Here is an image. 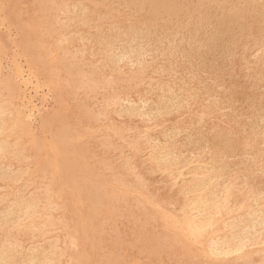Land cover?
<instances>
[{"label":"rangeland","instance_id":"1","mask_svg":"<svg viewBox=\"0 0 264 264\" xmlns=\"http://www.w3.org/2000/svg\"><path fill=\"white\" fill-rule=\"evenodd\" d=\"M78 1L80 3V6H79ZM85 1L84 0H66V1H64V0H58V1H56V0H37V1L32 0V2H31V0H6V1L0 0V64H1L0 65V72L3 75V78H5V79L7 78V80L9 79L8 81L13 80L16 83V91H17L16 98H17V101L20 103V106H22V107L24 106L22 108V111L27 117L25 120L28 123L32 124L33 126L35 125L34 127H37V123L40 120L39 118L46 115V113H48L49 110L51 111L52 107H54L57 104V102L60 103V108L58 109V112L61 113V116H62V121H61L60 126H58V128L53 127L51 132L40 133L39 131H36L35 134L37 136L35 134L33 136L32 135L31 136L30 135H24L23 136V139L21 141L23 143V146H22L21 142H20L21 144L18 143V145H19V148L21 150L23 149L24 156H26V158L28 157L27 158V159H29L28 163L26 162L27 159L26 160L23 159V160H20L21 161L20 162L21 165H20V163H18L19 162L18 160H14V158L10 152L5 153L3 155V157L0 158V166H1L0 172L6 173L8 177H9V175L11 177V178H7V179L1 178V180H0V202H1L0 203V212H3L6 208H9V206L13 202L19 200V198H20V200H24L26 198L29 199L31 197H36V199H37L36 207H37V211L39 212L36 216L40 215L39 218H32L30 220L23 221L20 219L18 221L17 226H15L14 223H12V224H7L8 226L6 225L5 227H2L0 229V237H1L0 242H2L4 246L6 245L7 250H10L11 247L15 248V252H17L18 255L17 254L15 255V252H14L13 256L15 255V263H19V264L23 261L22 258L24 256H26L29 252L33 251L34 249L37 252H45L48 255L50 253L53 254V262L51 264H68V263L69 264H97V262H98V264H162V263H164V264H186L188 262H189L188 264H195V263H197V264H206L207 263L208 264V262L211 264H223V263H225V264H233V263L236 264L235 262H237L238 264H257L256 262H258V264H263L264 260L263 261H260V260H262V258L264 259V256H262V255H264V243L261 245H260V243H258L257 245H252V246L248 247L240 255L234 254V255L225 256V257L224 256H217V257L215 256L214 257L213 255H210V252H208L209 251L208 245H209V242L211 239V235L206 234V235H202V236H199L196 238H192L190 236L183 237L182 234L179 232L180 227H172L171 221L174 219L175 221L178 222V224L181 221V219L179 217V213H180V209L182 207V204L185 202L184 195H183V189H185L189 185V179H190L189 170L192 169L193 167H196L197 163H201V162L209 163L212 161H215L216 163L219 162L221 164V167L224 170H226V172H225V175L227 176L226 179H231L236 185H239V186L244 184V182L246 180L248 185L252 189L256 190L258 194H264V133H262V132H264V90H262V89H264V88H262V87H264V82H263L264 81V51H263L264 50V46H263L264 45L263 44L264 43L263 42L264 41V33H263L264 32V26H263L264 25V16H263L264 15V11H263L264 0L263 1L262 0H249V1L248 0H242L243 2L241 0H223L227 4V6H226V4H224V2L222 0H214V1L213 0L212 1L211 0H200V1L199 0H197V1H195V0H189V1L183 0V2H182V0H176V2H175V0H173V1L163 0L164 2L162 0H160V1L159 0H140V1L139 0H131V1L130 0H116V1L115 0H105V1H103V0H97V1L96 0H92V1L91 0H85ZM98 1H101V2L98 4ZM102 1H103V3H102ZM108 1H109V3H108ZM184 1H186V4L188 6L184 4L185 3ZM206 1L207 2L210 1V2L207 4ZM250 1H252V2H250ZM66 2H67V4H66ZM111 2H114V3L116 2L115 3L116 5L112 4ZM153 2H155V3H153ZM213 2H216V3L213 4ZM227 2H229V5ZM255 2H258V3L256 4ZM261 2H262V5L260 4ZM89 3H91L92 6ZM198 3L200 4V6ZM39 4L42 6H40ZM64 4H65V6H64ZM164 4H165V6H164ZM221 4H222V6H221ZM10 5H11V7H10ZM31 5H33V6H31ZM37 5L39 7H37ZM112 5H114V6H112ZM153 5H154V7H153ZM176 5H177V7H176ZM208 5H210L211 7L210 6L207 7ZM230 5L231 6L233 5L232 6L233 9L231 8ZM238 5L239 6L243 5V7H239ZM246 5L247 6L250 5V6L246 7ZM259 5H260V7L263 6V8L262 7L260 8ZM49 6H51V7H49ZM85 6H87V9H85L86 8ZM93 6L95 9L93 8ZM117 6L119 8H117ZM203 6H205L206 8H204ZM216 6H218V7H216ZM31 7H33V8H31ZM52 7H54L55 9ZM60 7H62V9H60ZM67 7H68V9H67ZM238 7H239V9H238ZM35 8H37V9H35ZM47 8L49 10H47ZM135 8H136V10H135ZM177 8L179 11L177 10ZM191 8L192 9L196 8V9L195 10L193 9V11H191L192 10ZM209 8H210V10H208ZM242 8H243V10H241ZM31 9H35V13L33 10L34 14L30 13ZM126 9H128V10H126ZM130 9H131V11H130ZM138 9H139V11H138ZM185 9H186V11H185ZM212 9H214V10L217 9V10L214 11ZM257 9L262 13H259V11ZM61 10H63V12ZM68 10H69V13H67ZM70 10H71V13H70ZM174 10H176V11H174ZM180 10L185 14H183ZM250 10H252V11H250ZM9 11L11 13H9ZM22 11H23V13H22ZM65 11H67V12H65ZM84 11H86V12H84ZM108 11H110V12H108ZM137 11H138V13H137ZM167 11H169V13ZM198 11L199 12L205 11V12L199 13ZM226 11L228 14L226 13ZM230 11H232V12H230ZM233 11L235 13H233ZM121 12H122V14H121ZM189 12H193L196 15L195 14L190 15ZM217 12H220V13H217ZM229 12L231 14L233 13L235 15L232 14V16H231V14ZM246 12H250V13H246ZM253 12H255L257 15ZM108 13H110V15H112V16H110ZM163 13H165V14H163ZM46 14L48 15V19H47ZM80 14H82V15H80ZM100 14H101V16L102 15L103 16L101 17ZM104 14H105V16H104ZM173 14H174V16H173ZM218 14L219 15L221 14L220 16H222V14L223 15L226 14V15L220 17ZM254 14H255V16H253ZM183 15H184V17H183ZM198 15H199V17H198ZM212 15H214V16H212ZM217 15L220 18L219 20H218ZM236 15L238 16L237 18H236ZM241 15H243V16H241ZM12 16H13V18H12ZM54 16H55V18H54ZM180 16L183 18H180ZM228 16L231 18H229ZM262 16H263V18H262ZM39 17H41V18H39ZM122 17H124V18H122ZM177 17H179V18H177ZM224 17H225V20H224ZM50 18H52L54 21L55 20L56 21L53 22V20L51 21ZM102 18H104V19H102ZM190 18H192V19H190ZM204 18H205V20L203 21ZM226 18L228 20L231 19L232 22H230V20L228 21ZM238 18H239V20H238ZM244 18H245V20H244ZM257 18H259V20ZM174 19H175V21H174ZM186 19H189V20L186 21ZM58 21L60 22V26L62 25L61 23H63L61 28L59 27ZM136 21H137V23H136ZM173 21L175 22V24ZM178 21H180V23ZM184 21H186V22H184ZM214 21H216L217 23ZM227 21H228V23H227ZM259 21L261 22V24H259ZM161 22H162V24H161ZM187 22H188V24H187ZM221 22H222V24H221ZM37 23H38V25H37ZM120 23L123 25H121ZM212 23L215 25V27ZM226 23L230 24L229 25L230 27ZM46 24L50 27H48ZM186 24H187V26H183ZM204 24L206 27L205 26L203 27ZM207 24L209 25V27ZM241 24H243V26H241ZM219 25H220V27H218ZM239 25H240L241 29H240ZM227 26L229 27V30H228ZM62 27L63 28L67 27V28L64 30V29H62ZM105 27H106V29H105ZM124 27H126V28H124ZM193 27H194V29H193ZM223 27L226 28L227 31L224 30ZM32 28L34 29V31H36V30L37 31L34 32ZM42 28H43L44 32H42ZM58 28H59V30H58ZM182 28L185 29V31L182 30ZM218 28H220V29H218ZM54 29H56V30H54ZM171 29H173V30H171ZM211 30H212V32H211ZM232 30H233V32H232ZM38 31H39V33H38ZM64 31H66V32H64ZM220 31H221V33H220ZM223 31L224 32L226 31V33H223ZM237 31H238L239 36L242 35L241 37L238 36ZM240 31L245 32V33H242ZM257 31L258 32L261 31V32H259L261 34L258 33L259 35H257ZM78 32H81V33H78ZM86 32L88 33V35ZM195 32H196V34H194ZM207 32H208V34H207ZM213 32H214V34H213ZM32 33H33V35H32ZM74 33H75V35H74ZM85 33H86V35H85ZM34 34H36V35H34ZM125 34H127V35L125 36ZM222 34H224V36ZM245 34L247 37L245 36ZM37 35L40 37V39L37 37ZM67 35H69V36H67ZM175 35H177V36H175ZM193 35H194V37H193ZM234 35H236L238 37H236ZM45 36L46 37L49 36L50 39L46 38ZM21 37L23 38V40H25V37H27L28 38V39H26L27 42L22 41ZM112 37H113V39H112ZM214 37H215V40H214ZM232 37H233V39H232ZM250 37H252V38H250ZM67 38H69V39H67ZM115 38H117V39H115ZM129 38H130V40L132 39L131 40L132 42L129 40ZM63 39H65V40L63 41ZM209 39L213 40V41L210 42ZM34 40H35V42H34ZM85 40H86V42H85ZM162 40H164V41H162ZM201 40H203V41H201ZM113 41L116 43H114ZM171 41H173L174 43H171ZM206 41H208V43ZM42 42L44 44H42ZM87 42H89V44ZM204 42H206V43H204ZM45 43H46V45H45ZM63 44H65V46ZM111 44H114V46L112 49H109L107 45H111ZM213 44H215V45H213ZM251 44H252L253 48L251 47ZM30 45H32V46H30ZM54 45L55 46L57 45L56 49H55ZM136 45H138V46H136ZM140 45L144 46V51L141 54V56L133 54L132 56H130L129 58L126 59L127 61L123 60L122 62H119V63L116 61H113V63L115 62L114 64L108 63V61H107L108 60V54H110V53L118 54L120 52V50H123L125 48H126L125 51L130 50V49H137ZM167 45H168V47H167ZM198 45L199 46L201 45L203 48L200 47L201 48L200 49ZM254 45H256V46H254ZM26 46H27V48H26ZM39 46L41 49H39ZM50 46L53 48V50ZM36 47H38V48H36ZM123 47H125V48H123ZM196 47H197V49H196ZM249 48H250L251 52L249 51ZM114 49H115V51H114ZM171 49H173V50H171ZM43 50H44V52H41ZM152 50H153V52H152ZM37 51H39V53ZM69 51L73 52V53H70ZM74 51L76 52V55H75ZM196 51L197 52L199 51V52L197 53ZM48 52H49V56L47 55ZM78 52H79V54H78ZM160 52H161V54H160ZM59 53H60V56H59ZM82 53H83V57L81 55ZM153 53H155V54L153 55ZM170 53H171V55H170ZM201 53H203V54H201ZM224 53L227 55H225ZM233 53H234V55H233ZM45 54H46L47 58H46ZM71 54H73V55H71ZM53 55H55V57ZM213 55H214V57H213ZM251 55H252V57H250ZM41 56H42V58L38 59ZM233 56H234V58H233ZM253 56H255V57H253ZM35 57L37 59H35ZM63 57L69 58L70 59L69 62L61 61ZM33 58H34V60H32ZM45 58H46V60H45ZM79 59H81V60H79ZM138 59L140 60V62ZM48 60L52 61L51 64H48V63H50V61H48ZM59 61H60V63H58ZM71 61H72L73 65L71 64ZM61 62L64 64L63 67L60 65ZM123 62H127V63H123ZM208 62H211V63H208ZM81 63H82V65H81ZM121 63H123L125 65H123ZM138 63H140V64H138ZM55 64L57 66H61L60 70H62V69H65V70L64 71H58L57 70L54 72V70H56ZM39 65H40V67H39ZM212 65H214V66H212ZM67 66H69L71 69ZM104 66H106V67H104ZM49 68H50V70H49ZM94 68H95V71H94L95 73L92 72L94 70ZM78 69L80 71H78ZM73 70H75L76 72ZM88 70H89V72H88ZM247 70H248V72H247ZM16 72H17V74H16ZM53 72H54V74H53ZM57 72H58V74H57ZM55 73L57 76L55 75ZM190 73H192V74H190ZM52 75H53V77H52ZM96 75L98 76V79H97ZM15 76H16V78H15ZM58 76H60V77H58ZM108 76L111 78H109ZM245 76H247V77H245ZM18 77H20V78H18ZM49 77L52 79H50ZM90 77H91V79H90ZM181 79H183V80H181ZM75 80H76V82L79 80V82L76 83ZM46 81H47V83H46ZM68 83H71L74 88L69 84L71 86L70 87L68 85ZM107 83H108V85H107ZM155 83H157V84H155ZM212 83H214V84H212ZM91 84H92V86L93 85L94 86L91 87ZM135 84H136L137 88L134 86ZM98 85H100V86H98ZM127 85H129V86H127ZM95 86H97L99 88L97 89V87H95ZM122 86L124 87V89ZM125 86L128 88H125ZM133 86L135 87V89ZM132 87H133V89H132ZM218 87H220V88H218ZM71 88L76 90V91L72 92V90H70ZM102 88H103V90H102ZM214 88H216V89H214ZM223 88H224V90H223ZM225 88H227V89H225ZM83 89H84V91H83ZM92 89H93V91H92ZM159 89H160V91H159ZM172 89L174 91H172ZM79 90H80V92H79ZM86 91L88 93H86ZM75 92H77V93H75ZM96 92H97V96L95 95ZM124 92L126 94H124ZM172 92L175 95H173ZM183 92L184 93L187 92V93L184 94ZM195 92H197V93L195 94ZM127 93H128V95H127ZM91 94H92V96H91ZM161 94H162V96H161ZM112 95L114 98L111 97ZM124 95H126L127 97L126 96L124 97ZM222 95H224V96H222ZM104 96L107 99H105ZM115 96H117L116 98H118V99H116ZM159 96H161L162 98ZM250 96H252V97H250ZM102 98H104V99H102ZM170 98H171V100L174 101V103L168 102L170 100ZM24 99L25 100L27 99L28 101L27 100L25 101ZM123 99L125 102L123 101ZM167 99H168V101H167ZM225 99H227V100H225ZM245 99L246 100L249 99V100L246 101ZM22 100L24 102H26V104ZM84 100H86V101H84ZM96 100H98V101H96ZM104 100H106V101H104ZM162 100H163V103H162ZM81 101L83 102V104ZM88 101H90V102L88 103ZM91 101H93V102H91ZM111 101H113V102H111ZM117 101L119 102V104ZM177 101H178V103H177ZM236 101H238L239 104ZM244 101H245V103H244ZM104 102H106L107 104ZM114 102H115V105L112 104ZM131 102H133V103H131ZM137 102H139L138 103L139 105L137 104ZM156 102H160V103H156ZM180 102H181V104H180ZM27 103L29 106H31V109L28 108L29 106L27 105ZM79 103H81L82 106ZM124 103H125V105H124ZM154 103H156L157 105ZM233 103H235V104H233ZM241 103H243V104H241ZM173 104H175V105H173ZM178 104L180 106V107L178 106L179 109L177 107ZM252 104H254V105L252 106ZM119 105H121L122 107ZM131 105H132V108H131ZM145 105H147V106H145ZM162 105H164L165 108H163ZM79 106H80V108H78ZM102 106H103V108H102L103 111L101 109ZM142 106H144V107H142ZM238 106H241V107H238ZM87 107H89V109L92 107L91 109L93 111L91 109L89 110ZM154 107H155V109H154ZM166 107H167V109H166ZM83 108H84V112L82 113ZM122 108L125 109V112L123 111ZM252 108H254L253 111L251 110ZM79 109H81V110H79ZM98 109H100V110H98ZM136 109H137V111H136ZM138 109H140V110L138 111ZM165 110H167V111H165ZM221 110H223V111H221ZM30 111H32V112H30ZM128 111L129 112L131 111V112L129 113ZM69 112L71 114L72 113L73 114L71 115ZM137 112H140V113L137 114ZM141 112H142V114H141ZM156 112H157V114H156ZM32 113H34V115ZM144 113H145V115H144ZM117 114H118V117H117ZM73 115H76L75 118ZM161 115H163V116H161ZM92 116H93V118H92ZM98 116H100V117H98ZM96 117H97V119H96ZM152 117L155 119H153ZM235 117H237V118H235ZM99 118H101V119H99ZM255 118H257V119L259 118V119L257 120ZM78 120H80L81 122ZM255 120H256L257 124L255 123ZM30 121L33 123H31ZM62 123H63V125H62ZM111 124H112V126H111ZM100 125H101V127H100ZM256 125H257V127H256ZM55 126H57V125H55ZM255 127H256V129H255ZM201 128H202V130H201ZM80 129H81V131H80ZM116 130L119 133L116 132ZM127 130L129 133L127 132ZM183 130H184V132H183ZM56 131H58V132L56 133ZM74 131L76 134L74 133ZM82 131H84V132H82ZM113 131H115V132L113 133ZM257 132H259V133H257ZM77 133L79 136L77 135ZM81 134H83V135L81 136ZM164 134L165 135L170 134V135L166 136L165 138L164 137L162 138V136ZM176 134H178V135H176ZM69 135L71 137H69ZM105 135H106V137H104ZM29 136H30L31 140H29L30 139ZM83 137H85L84 139L86 141L83 139ZM94 137H95V139H94ZM112 137H114V138H112ZM142 137H144V139ZM32 138L34 139V141L32 140ZM47 138H49V139H47ZM66 138H67V140H66ZM87 138H88V140H87ZM133 138L136 140H134ZM68 139H69V142H68ZM90 139L93 141H90ZM101 139H103V140H101ZM121 139H122V141H121ZM154 139H156V140H154ZM188 139H190V140H188ZM231 139H233V140H231ZM12 140H13V138H12ZM59 140L61 142H59ZM70 140H72V141H70ZM74 140L76 142L78 141L77 142L78 145H76V142ZM31 141L33 142V145H32ZM74 142H75V144H74ZM84 142H85V144H84ZM177 142H178V144H177ZM59 143H61V144H59ZM188 143H189V145H188ZM225 143H226V145H225ZM244 143H246V144L249 143V144L246 145ZM241 144H242V146H241ZM92 145H94V146H92ZM98 145L99 146L101 145V147H99ZM126 145H128V146H126ZM145 145H150V146L151 145H161L164 147H168L169 148L168 150H169V152H171L172 157L174 159H176V166H175L176 172L177 173H179V172L183 173V176L178 177L176 179H172L171 177L167 176V173L163 169L158 168L157 166H155V164H153L152 159H151L152 154L149 153L148 149L147 150L145 149ZM223 145H225V146H223ZM227 145H229V146L231 145V146L229 147ZM90 146H91L90 149L93 150L91 152L89 149ZM108 146H110V147H108ZM134 146L139 147L140 149H137ZM233 146L236 148H234ZM246 146H248V147L246 148ZM30 147L32 148V151H29ZM52 147L54 149H52ZM85 147H87V149ZM216 147H217V149H216ZM33 148H35L36 152L34 151ZM241 148H243V149L241 150ZM53 150H55V151L53 152ZM220 150H222V152ZM248 150H249V152H248ZM33 151H34V153H33ZM120 151H122V153ZM239 151L240 152L242 151V152L239 153ZM35 153H37V154H35ZM178 153H180V154H178ZM238 153H239V156H237ZM219 154H221V155L219 156ZM253 154H255V155H253ZM37 155H39V157ZM44 155H46V156H44ZM118 155H120V157ZM247 155H248V157H247ZM99 156H100V158H99ZM66 157H67V160H65ZM104 157H105V159H104ZM30 158H32V159H30ZM34 158H36V159H34ZM39 158H40V160H39ZM56 158L57 159L59 158L60 162H62V165H63L59 169L52 165L54 159H56ZM220 158L222 159V161L220 160ZM244 158H246V160ZM42 159H44L46 161L43 162ZM230 159H232V160H230ZM32 160H34V161L36 160L37 162L35 161L33 164ZM45 162H47V165L45 164ZM180 162L181 163L184 162V164L183 163L181 164ZM69 163H71V165ZM80 163H82V164H80ZM226 163L228 164V166ZM28 164H30V165H28ZM103 164L106 167L103 166ZM18 165H20V166H18ZM24 165H25V167H24ZM34 166H36V167H34ZM96 166H98V167H96ZM101 166H102V168H101ZM73 167H75V168H73ZM109 167L111 169H109ZM16 168H18V169H16ZM62 168H64V169H62ZM67 168L70 171L67 170ZM89 168H91L92 171ZM105 168H106V170H105ZM129 168H133L134 171L132 169H129ZM40 169H41V171H40ZM124 169L127 171H125ZM30 170H31V173L33 172L32 173L33 175L30 174ZM46 170H48V171H46ZM58 170H59V172H58ZM61 170H63V171H61ZM74 170H75V172H74ZM17 171H18V173H17ZM257 171H259V172H257ZM14 172L16 174H14ZM57 172H58V174H57ZM11 173H12V175H11ZM129 174L130 175L133 174L134 176H130ZM93 175H95V176H93ZM103 176H105V177L103 178ZM250 176H252V177H250ZM75 177H77V178H75ZM79 178L82 180V182ZM11 179H12V181H11ZM88 179H89V181H88ZM120 179L122 180V182L120 181ZM141 179H142V181H141ZM24 180H26V182ZM94 180H96V181H94ZM137 180H138V186H137ZM27 181H29V182H27ZM37 181H38V183H37ZM44 182H45V184H44ZM46 182H48V183H46ZM30 183L32 186L29 185ZM108 183L112 186H110ZM126 183H128V184H126ZM36 184H38V185H36ZM117 184H119V185H117ZM121 184H123L124 186H122ZM69 185H70V187H69ZM113 185H116V186H113ZM143 185L145 188H143ZM134 186H135V188H134ZM136 186H137V188H136ZM14 187H16V189ZM21 187H23V188H21ZM26 187H29V188H26ZM44 187H47L46 188L47 190L50 189V187H51L52 191L51 192H50V190L47 191L46 189H44ZM117 187H119V188H117ZM132 188H134V189H132ZM11 189H12V191H11ZM38 189H40V190H38ZM107 189H111V190L108 191ZM121 189H123V190H121ZM44 190H46V191H44ZM116 190H118L119 192ZM13 191H14V193H13ZM139 191H140V193H139ZM29 192H30V194H29ZM46 192H47V194H45ZM48 192L51 193V195L48 194ZM16 193H17V195H16ZM116 193H117V195H116ZM124 193H127V194H124ZM147 193H148L149 197H151V198H149L148 195H145ZM22 194H23V196H22ZM59 194H60V196H59ZM54 195H55V197H54ZM125 195H126V198H124ZM45 196H47V197H45ZM106 196H108V197H106ZM59 197H60V199H59ZM119 197H121V198H119ZM64 198L66 199V201ZM96 198L99 200H97ZM132 198H134V199H132ZM148 198L150 199V201ZM54 199H56V200H54ZM127 201H128V203H127ZM60 202H61V204H60ZM239 202H240L239 199H236V197H234L231 201V203H233V204H239ZM113 203H114V206H113ZM136 203L138 205H135ZM142 203L143 204L145 203V204L143 205ZM54 204H55V207H54ZM105 204H107V205H105ZM110 204H112V205H110ZM116 204H117V206H116ZM129 204H130V206L132 204L131 208H129L130 207ZM44 205H45V207H44ZM98 205H99V207H98ZM141 205H142V207H141ZM151 205H155L156 207L151 206ZM105 207H106V209H104ZM121 207L124 210H122ZM140 207L142 208V210ZM127 208H129V209H127ZM143 208L144 209L147 208L146 210H148V211L143 210ZM126 210H128V211H126ZM131 210L134 211L133 214L131 213L132 212ZM136 210H140V211H136ZM52 212H54L55 214ZM114 212H116L115 215H114ZM148 212H150L149 214L151 216H149ZM154 212H157V214L156 213L154 214ZM119 213H121V214L119 215ZM130 213H131V215H130ZM146 213L148 215H145ZM134 214H136V216ZM159 214H161V215L159 216ZM165 214H166V216H165ZM74 215H75V217H74ZM116 215H117V217H116ZM125 215H127V216H125ZM128 215L132 219H128L129 218ZM132 215H134V217H136V218H133ZM137 215H138V218H137ZM154 215H156V217ZM163 215L165 217L162 219L161 217H163ZM47 216H49L50 218ZM124 216H125V218H124ZM147 216H148V219H147ZM113 218H114V220H113ZM142 218H143V221H141ZM125 219H126V221H125ZM137 219L140 221V225H139ZM118 220H121L120 221L121 223ZM135 220H136V222H135ZM129 221L131 223H129ZM164 221H166L165 223H167L166 224L167 226L165 225ZM59 222H61L62 224H60ZM125 222H127L128 225H126L127 223H125ZM134 222H135V224H132ZM141 223L143 225H146V224L147 225L143 226ZM109 224H111V226ZM55 225H56V227H55ZM57 225H59V226H57ZM151 225H152V227H151ZM18 226H20V227H18ZM109 226L111 228L112 227L113 228L111 229ZM169 226H171V228ZM15 227H18V228H15ZM128 227L130 228V230ZM141 227H143L144 229L146 228V229L144 230L142 228L141 229L142 231H141L139 229ZM159 227H161V228H159ZM109 228H110V230H109ZM10 230H11V232H10ZM37 230H39V231H37ZM113 231H115V232L117 231V233H115ZM136 231H138V232H136ZM111 232H113V233H111ZM7 233H8V235L6 236L5 234H7ZM16 233H17V235H16ZM41 234H43L44 238L41 237L42 236ZM69 235H70V237H69ZM124 235H125V238H124ZM163 235H166L167 237L163 236ZM18 236H20V238ZM4 237H5V239H4ZM117 237H119V238H117ZM51 238H52V240H51ZM135 238L137 239V241L135 240ZM262 238L264 239V233H263ZM27 239H29L30 241L29 240L27 241ZM55 240H57V242H54ZM24 242H25V244H24ZM128 242L129 243L131 242V243L129 244ZM177 242H179V243L177 244ZM47 243H48V245H47ZM52 243H55V244H53V246H52ZM182 243H183V245L184 244L185 245L183 246ZM23 244H24V246H23ZM17 246H19V247H17ZM42 246L44 249L39 248ZM49 246L52 249H50ZM72 246L75 247V250H74L75 252L73 251L74 247H72ZM150 246H152V247H150ZM25 247H27V249ZM32 247H34V248H32ZM64 249H66V250H64ZM67 251H69V252H67ZM261 251H262V253H261ZM65 253L67 255H65ZM191 253H192V255H191ZM260 253L262 255H260ZM59 254L60 255L62 254V255L60 256ZM71 254H72V256H71ZM141 254H143V256ZM258 254L261 257H259ZM73 255H74V258H73ZM67 257H69V258H67ZM85 257L88 259L86 260ZM233 257H237L239 260L237 258L234 259ZM186 258H187V260H186ZM184 259L186 261H184ZM196 259L199 261L197 262ZM214 260H216V261H214ZM192 261H193V263H192ZM259 262H261V263H259Z\"/></svg>","mask_w":264,"mask_h":264},{"label":"bare ground","instance_id":"2","mask_svg":"<svg viewBox=\"0 0 264 264\" xmlns=\"http://www.w3.org/2000/svg\"><path fill=\"white\" fill-rule=\"evenodd\" d=\"M6 1V0H5ZM37 1V0H36ZM56 1H58V0H56ZM64 1H66V0H64ZM85 1V0H84ZM92 1V0H91ZM97 1V0H96ZM103 1H105V0H103ZM103 1H102V3H103ZM116 1V0H115ZM131 1V0H130ZM140 1V0H139ZM160 1V0H159ZM163 1V0H162ZM170 1V0H169ZM171 1H173V0H171ZM187 1H189V0H187ZM195 1H197V0H195ZM200 1V0H199ZM198 1V2H199ZM212 1V0H211ZM214 1V0H213ZM223 1V0H222ZM221 1V2H222ZM242 1V0H241ZM240 1V2H241ZM249 1V0H248ZM263 1V0H262ZM25 2V1H24ZM29 2V1H28ZM31 2H32V0H31ZM30 2V3H31ZM55 2V1H54ZM76 2V1H75ZM86 2V1H85ZM101 1H98V4L100 3ZM164 2V1H163ZM175 2H176V0H175ZM179 2V1H178ZM182 2H183V0H182ZM185 3V5H187L186 4V1H184ZM203 2V1H202ZM210 2V1H209ZM209 2H207L206 1V3L208 4ZM224 2V1H223ZM230 2V1H229ZM229 2H227L228 3V5H229ZM237 2V1H236ZM243 2V1H242ZM250 2H252V1H250ZM254 2V1H253ZM259 2V1H258ZM258 2H255L256 4L258 3ZM10 3V2H9ZM36 3V2H35ZM38 3V2H37ZM45 3V2H44ZM72 3V2H71ZM77 3V2H76ZM78 3H79V1H78ZM95 3V2H94ZM108 3H109V1H108ZM112 4H114V5H116L114 2H111ZM110 3V4H111ZM122 3V2H121ZM153 3H155V2H153ZM190 3V2H189ZM212 3V2H211ZM214 3H216V2H213V4ZM218 3V2H217ZM247 3V2H246ZM249 3V2H248ZM264 3V2H263ZM48 4V3H47ZM66 4H67V2H66ZM85 4V3H84ZM90 5H91V3H89ZM105 4V3H104ZM119 4V3H118ZM117 4V5H118ZM129 4V3H128ZM133 4V3H132ZM161 4V3H160ZM169 4V3H168ZM176 4V3H175ZM192 4V3H191ZM199 4V3H198ZM197 4V5H198ZM224 4H226L225 2H224ZM238 4V3H237ZM261 5H262V2L260 3ZM30 5V4H29ZM40 5V4H39ZM87 5V4H86ZM114 5H112V6H114ZM127 5V4H126ZM156 5V4H155ZM171 5V4H170ZM180 5V4H179ZM178 5V6H179ZM184 5V6H185ZM196 5V6H197ZM217 5V4H216ZM248 5V4H247ZM246 5V7H249V6H247ZM31 6H33V5H31ZM40 6H42V5H40ZM64 6H65V4H64ZM79 6H80V3H79ZM92 6V5H91ZM101 6V5H100ZM160 6V5H159ZM162 6V5H161ZM164 6H165V4H164ZM188 6V5H187ZM195 6V5H194ZM199 6H200V4H199ZM210 5H208L207 7H209ZM214 6V5H213ZM212 6V7H213ZM221 6H222V4H221ZM225 6V5H224ZM226 6H227V4H226ZM231 6V5H230ZM233 6V5H232ZM231 6V8L233 9V7ZM236 6V5H235ZM239 6V5H238ZM10 7H11V5H10ZM21 7V6H20ZM37 7H39L38 5H37ZM48 7V6H47ZM49 7H51V6H49ZM58 7V6H57ZM82 7V6H81ZM86 8L85 9H87V6H85ZM99 7V6H98ZM102 7V6H101ZM108 7V6H107ZM127 7V6H126ZM130 7V6H129ZM148 7V6H147ZM153 7H154V5H153ZM169 7V6H168ZM173 7V6H172ZM176 7H177V5H176ZM204 8H206L205 6H203ZM211 7V6H210ZM216 7H218V6H216ZM215 7V8H216ZM229 7V6H228ZM239 7H243V5L241 6H239ZM239 7H238V9H239ZM254 7V6H253ZM252 7V8H253ZM259 7H260V5H259ZM262 8H263V6H261ZM260 7V8H261ZM26 8V7H25ZM31 8H33V7H31ZM52 8H54V7H52ZM66 8V7H65ZM73 8V7H72ZM79 8V7H78ZM93 8H94V6H93ZM117 8H119L118 6H117ZM125 8V7H124ZM145 8V7H144ZM161 8V7H160ZM164 8V7H163ZM224 8V7H223ZM226 8V7H225ZM30 9V8H29ZM35 9H37V8H35ZM35 9H31V14L33 13V10H34V13H35ZM55 9V8H54ZM60 9H62V7H60ZM67 9H68V7H67ZM95 9V8H94ZM104 9V8H103ZM166 9V8H165ZM169 9V8H168ZM192 9V8H191ZM194 9V8H193ZM193 9L191 10V11H193ZM196 9V8H195ZM194 9V10H195ZM200 9V8H199ZM219 9V8H218ZM227 9V8H226ZM225 9V10H226ZM229 9V8H228ZM259 9V8H258ZM257 9V10H258ZM16 10V9H15ZM27 10V9H26ZM47 10H49L48 8H47ZM108 10V9H107ZM116 10V9H115ZM114 10V11H115ZM126 10H128V9H126ZM135 10H136V8H135ZM151 10V9H150ZM163 10V9H162ZM177 10H178V8H177ZM189 10V9H188ZM187 10V11H188ZM203 10V9H202ZM208 10H210V8L208 9ZM212 10H214V9H212ZM215 10H217V9H215ZM214 10V11H215ZM220 10V9H219ZM241 10H243V8L241 9ZM245 10V9H244ZM253 10V9H252ZM252 10H250V11H252ZM24 11V10H23ZM23 11H22V13H23ZM62 12H63V10H61ZM73 11V10H72ZM87 11V10H86ZM86 11H84V12H86ZM97 11V10H96ZM125 11V10H124ZM130 11H131V9H130ZM138 11H139V9H138ZM138 11H137V13H138ZM160 11V10H159ZM171 11V10H170ZM174 11H176V10H174ZM179 11V10H178ZM181 11V10H180ZM185 11H186V9H185ZM221 11V10H220ZM237 11V10H236ZM246 11V10H245ZM259 11V10H258ZM262 11V10H261ZM263 11H264V9H263ZM51 12V11H50ZM65 12H67V11H65ZM77 12V11H76ZM104 12V11H103ZM102 12V13H103ZM108 12H110V11H108ZM118 12V11H117ZM133 12V11H132ZM154 12V11H153ZM157 12V11H156ZM168 13H169V11H167ZM182 12V11H181ZM180 12V13H181ZM197 12V11H196ZM199 12V11H198ZM202 12V11H201ZM201 12H199V13H201ZM205 12V11H204ZM204 12H202V13H204ZM212 12V11H211ZM222 12V11H221ZM230 12H232V11H230ZM229 12V13H230ZM257 12V11H256ZM9 13H11L10 11H9ZM33 13V14H34ZM46 13V12H45ZM44 13V14H45ZM52 13V12H51ZM56 13V12H55ZM59 13V12H58ZM67 13H69V10H68V12ZM70 13H71V10H70ZM83 13V12H82ZM106 13V12H105ZM166 13V12H165ZM165 13H163V14H165ZM172 13V12H171ZM177 13V12H176ZM175 13V14H176ZM183 13V12H182ZM188 13V12H187ZM198 13V14H199ZM215 13V12H214ZM213 13V14H214ZM217 13H220V12H217ZM216 13V14H217ZM226 13H227V11H226ZM233 13H235L234 11H233ZM232 13V14H233ZM240 13V12H239ZM246 13H250V12H246ZM253 13H255V12H253ZM259 13H262V12H260L259 11ZM107 14V13H106ZM109 15H110V13H108ZM119 14V13H118ZM117 14V15H118ZM121 14H122V12H121ZM134 14V13H133ZM167 14V13H166ZM183 14H185V13H183ZM189 14L190 15H192V14H195V13H193V12H189ZM208 14V13H207ZM228 14V13H227ZM231 14V13H230ZM232 14H231V16H232ZM238 14V13H237ZM245 14V13H244ZM256 14V13H255ZM255 14L253 15V16H255ZM47 15V14H46ZM45 15V16H46ZM53 15V14H52ZM66 15V14H65ZM80 15H82V14H80ZM125 15V14H124ZM137 15V14H136ZM140 15V14H139ZM171 15V14H170ZM189 15V16H190ZM196 15V14H195ZM201 15V14H200ZM203 15V14H202ZM206 15V14H205ZM215 15V14H214ZM214 15H212V16H214ZM219 15V14H218ZM217 15V16H218ZM221 15V14H220ZM219 15V16H220ZM224 15H226V14H224ZM223 14H222V16H224ZM233 15H235V14H233ZM246 15V14H245ZM257 15V14H256ZM259 15V14H258ZM261 15V14H260ZM30 16V15H29ZM50 16V15H49ZM61 16V15H60ZM100 16H101V14H100ZM103 16V15H102ZM101 16V17H102ZM104 16H105V14H104ZM107 16V15H106ZM110 16H112V15H110ZM126 16V15H125ZM135 16V15H134ZM162 16V15H161ZM167 16V15H166ZM173 16H174V14H173ZM208 16V15H207ZM219 16H218V20L220 19L219 18ZM222 16H220V17H222ZM240 16V15H239ZM241 16H243V15H241ZM252 16V17H253ZM264 16V15H263ZM263 16H262V18H263ZM43 17V16H42ZM51 17V16H50ZM58 17V16H57ZM62 17V16H61ZM69 17V16H68ZM99 17V16H98ZM140 17V16H139ZM183 17H184V15H183ZM183 17H181L180 16V18H183ZM197 17V16H196ZM198 17H199V15H198ZM202 17V16H201ZM206 17V16H205ZM211 17V16H210ZM227 17V16H226ZM229 17V16H228ZM238 16L236 15V18H237ZM257 17V16H256ZM259 17V16H258ZM12 18H13V16H12ZM39 18H41V17H39ZM45 18V17H44ZM54 18H55V16H54ZM100 18V17H99ZM112 18V17H111ZM122 18H124V17H122ZM135 18V17H134ZM133 18V19H134ZM147 18V17H146ZM175 18V17H174ZM177 18H179V17H177ZM176 18V19H177ZM186 18V17H185ZM188 18V17H187ZM203 18V17H202ZM201 18V19H202ZM229 18H231V17H229ZM240 18V17H239ZM239 18H238V20H239ZM47 19H48V15H47ZM102 19H104V18H102ZM101 19V20H102ZM121 19V18H120ZM163 19V18H162ZM165 19V18H164ZM190 19H192V18H190ZM194 19V18H193ZM227 19V18H226ZM233 19V18H232ZM243 19V18H242ZM249 19V18H248ZM247 19V20H248ZM254 19V18H253ZM258 20H259V18H257ZM50 20L52 21L53 19L52 18H50ZM68 20V19H67ZM95 20V19H94ZM118 20V19H117ZM141 20V19H140ZM181 20V19H180ZM183 20V19H182ZM189 19H186V21H188ZM199 20V19H198ZM205 20V18L203 19V21ZM207 20V19H206ZM216 20V19H215ZM224 20H225V17H224ZM223 20V21H224ZM228 20V19H227ZM230 20V22H232L231 21V19H229ZM228 20V21H229ZM244 20H245V18H244ZM255 20V19H254ZM56 21V20H55ZM54 20H53V22H55ZM112 21V20H111ZM133 21V20H132ZM174 21H175V19H174ZM173 21V22H174ZM186 21H184V22H186ZM194 21V20H193ZM211 21V20H210ZM228 21H227V23H228ZM249 21V20H248ZM59 22V21H58ZM81 22V21H80ZM96 22V21H95ZM123 22V21H122ZM155 22V21H154ZM179 23H180V21H178ZM197 22V21H196ZM213 22V21H212ZM214 22H216V21H214ZM68 23V22H67ZM114 23V22H113ZM136 23H137V21H136ZM217 23V22H216ZM226 23V24H227ZM236 23V22H235ZM247 23V22H246ZM245 23V24H246ZM253 23V22H252ZM45 24V23H44ZM52 24V23H51ZM55 24V23H54ZM62 25H63V23H61ZM121 24V23H120ZM128 24V23H127ZM158 24V23H157ZM161 24H162V22H161ZM164 24V23H163ZM172 24V23H171ZM174 24H175V22H174ZM173 24V25H174ZM184 24V23H183ZM187 24H188V22H187ZM187 24L186 25H183V26H187ZM192 24V23H191ZM195 24V23H194ZM197 24V23H196ZM213 24V23H212ZM211 24V25H212ZM221 24H222V22H221ZM220 24V25H221ZM237 24V23H236ZM240 24V23H239ZM248 24V23H247ZM251 24V23H250ZM259 24H261V22L259 21ZM263 24V23H262ZM37 25H38V23H37ZM47 25V24H46ZM45 25V26H46ZM53 25V24H52ZM61 25V26H62ZM94 25V24H93ZM100 25V24H99ZM121 25H123V24H121ZM130 25V24H129ZM133 25V24H132ZM169 25V24H168ZM177 25V24H176ZM179 25V24H178ZM208 25V24H207ZM214 25V24H213ZM220 25L218 26V27H220ZM225 25V24H224ZM228 26L230 25V24H227ZM254 25V24H253ZM48 26V25H47ZM56 26V25H55ZM58 26V25H57ZM61 26H60V22H59V27L61 28ZM101 26V25H100ZM127 26V25H126ZM155 26V25H154ZM160 26V25H159ZM175 26V25H174ZM189 26V25H188ZM192 26V25H191ZM205 26V24L203 25V27ZM217 26V25H216ZM226 26V25H225ZM227 26V27H228ZM232 26V25H231ZM241 26H243V24H241ZM248 26V25H247ZM264 26V25H263ZM262 26V27H263ZM48 27H50V26H48ZM64 27V26H63ZM62 27V29H66V28H63ZM97 27V26H96ZM112 27V26H111ZM152 27V26H151ZM167 27V26H166ZM171 27V26H170ZM201 27V26H200ZM206 27V26H205ZM208 27H209V25H208ZM207 27V28H208ZM214 27H215V25H214ZM230 27V26H229ZM229 27H228V30H229ZM237 27V26H236ZM239 27H240V25H239ZM238 27V28H239ZM254 27V26H253ZM22 28V27H21ZM20 28V29H21ZM39 28V27H38ZM44 28V27H43ZM43 28H42V32H44L43 31ZM56 28V27H55ZM71 28V27H70ZM98 28V27H97ZM110 28V27H109ZM117 28V27H116ZM124 28H126V27H124ZM178 28V27H177ZM176 28V29H177ZM186 28V27H185ZM212 28V27H211ZM224 28V27H223ZM245 28V27H244ZM255 28V27H254ZM33 29V28H32ZM61 29V30H62ZM75 29V28H74ZM105 29H106V27H105ZM112 29V28H111ZM193 29H194V27H193ZM218 29H220V28H218ZM222 29V28H221ZM237 29V28H236ZM240 29H241V27H240ZM248 29V28H247ZM48 30V29H47ZM54 30H56V29H54ZM58 30H59V28H58ZM57 30V31H58ZM154 30V29H153ZM165 30V29H164ZM171 30H173V29H171ZM182 30H184L185 31V29H183L182 28ZM200 30V29H199ZM216 30V29H215ZM224 30H226V28H224ZM234 30V29H233ZM233 30H232V32H233ZM243 30V29H242ZM257 30V29H256ZM33 31H34V29H33ZM37 31V30H36ZM36 31H34V32H36ZM52 31V30H51ZM98 31V30H97ZM96 31V32H97ZM101 31V30H100ZM144 31V30H143ZM167 31V30H166ZM170 31V30H169ZM222 31V30H221ZM221 31H220V33H221ZM227 31V30H226ZM226 31L224 32L223 31V33H226ZM63 32V31H62ZM64 32H66V31H64ZM106 32V31H105ZM174 32V31H173ZM211 32H212V30H211ZM215 32V31H214ZM214 32H213V34H214ZM218 32V31H217ZM240 32H242V31H240ZM249 32V31H248ZM247 32V33H248ZM259 32H261V31H259ZM258 31H257V35H259V34H261V33H259ZM38 33H39V31H38ZM73 33V32H72ZM78 33H81V32H78ZM87 33V32H86ZM86 33H85V35H86ZM119 33V32H118ZM130 33V32H129ZM176 33V32H175ZM174 33V34H175ZM188 33V32H187ZM228 33V32H227ZM230 33V32H229ZM235 33V32H234ZM242 33H245V32H242ZM250 33V32H249ZM259 33V34H258ZM264 33V32H263ZM26 34V33H25ZM41 34V33H40ZM44 34V33H43ZM46 34V33H45ZM50 34V33H49ZM52 34V33H51ZM64 34V33H63ZM97 34V33H96ZM102 34V33H101ZM122 34V33H121ZM120 34V35H121ZM147 34V33H146ZM168 34V33H167ZM172 34V33H171ZM173 34V35H174ZM186 34V33H185ZM184 34V35H185ZM194 34H196V32L194 33ZM207 34H208V32H207ZM212 34V33H211ZM237 34H238V31H237ZM236 34V35H237ZM32 35H33V33H32ZM34 35H36V34H34ZM57 35V34H56ZM74 35H75V33H74ZM77 35V34H76ZM79 35V34H78ZM87 35H88V33H87ZM90 35V34H89ZM127 34H125V36H126ZM160 35V34H159ZM179 35V34H178ZM201 35V34H200ZM221 35V34H220ZM223 36H224V34H222ZM236 35H234V36H236ZM254 35V34H253ZM50 36V35H49ZM49 36L48 37H46V38H49ZM55 36V35H54ZM53 36V37H54ZM67 36H69V35H67ZM66 36V37H67ZM81 36V35H80ZM79 36V37H80ZM110 36V35H109ZM112 36V35H111ZM172 36V35H171ZM175 36H177V35H175ZM181 36V35H180ZM192 36V35H191ZM196 36V35H195ZM212 36V35H211ZM238 36H239V34H238ZM238 36H236V37H238ZM242 36V35H241ZM241 36H239V37H241ZM244 36V35H243ZM245 36H246V34H245ZM249 36V35H248ZM263 36V35H262ZM261 36V37H262ZM37 37L40 39V37L37 35ZM43 37V36H42ZM51 37V36H50ZM65 37V38H66ZM91 37V36H90ZM95 37V36H94ZM102 37V36H101ZM144 37V36H143ZM193 37H194V35H193ZM199 37V36H198ZM205 37V36H204ZM210 37V36H209ZM247 37V36H246ZM256 37V36H255ZM260 37V36H259ZM22 38V37H21ZM33 38V37H32ZM58 38V37H57ZM61 38V37H60ZM72 38V37H71ZM106 38V37H105ZM104 38V39H105ZM157 38V37H156ZM167 38V37H166ZM211 38V37H210ZM223 38V37H222ZM250 38H252V37H250ZM258 38V37H257ZM26 39H28L27 37H25V40H23V38H22V41H26ZM50 39V38H49ZM59 39V38H58ZM67 39H69V38H67ZM112 39H113V37H112ZM115 39H117V38H115ZM151 39V38H150ZM181 39V38H180ZM191 39V38H190ZM203 39V38H202ZM208 39V38H207ZM232 39H233V37H232ZM235 39V38H234ZM246 39V38H245ZM244 39V40H245ZM261 39V38H260ZM48 40V39H47ZM65 39H63V41H64ZM80 40V39H79ZM97 40V39H96ZM103 40V39H102ZM129 40H130V38H129ZM128 40V41H129ZM132 40V39H131ZM130 40V41H131ZM160 40V39H159ZM189 40V39H188ZM210 40V39H209ZM208 40V41H209ZM214 40H215V37H214ZM222 40V39H221ZM30 41V40H29ZM42 41V40H41ZM50 41V40H49ZM57 41V40H56ZM62 41V40H61ZM60 41V42H61ZM89 41V40H88ZM157 41V40H156ZM162 41H164V40H162ZM194 41V40H193ZM201 41H203V40H201ZM208 41H206L207 43H208ZM211 41H213V40H210V42ZM232 41V40H231ZM240 41V40H239ZM27 42V41H26ZM33 42V41H32ZM34 42H35V40H34ZM37 42V41H36ZM44 42V41H43ZM42 42V44H44ZM46 42V41H45ZM81 42V41H80ZM85 42H86V40H85ZM114 42V41H113ZM120 42V41H119ZM132 42V41H131ZM143 42V41H142ZM179 42V41H178ZM187 42V41H186ZM206 42H204V43H206ZM259 42V41H258ZM264 42V41H263ZM262 42V43H263ZM23 43V42H22ZM21 43V44H22ZM47 43V42H46ZM46 43H45V45H46ZM50 43V42H49ZM65 43V42H64ZM88 44H89V42H87ZM114 43H116V42H114ZM121 43V42H120ZM127 43V42H126ZM171 43H174L173 41H171ZM180 43V42H179ZM188 43V42H187ZM196 43V42H195ZM239 43V42H238ZM250 43V42H249ZM28 44V43H27ZM54 44V43H53ZM52 44V45H53ZM119 44V43H118ZM124 44V43H123ZM122 44V45H123ZM163 44V43H162ZM168 44V43H167ZM194 44V43H193ZM199 44V43H198ZM229 44V43H228ZM227 44V45H228ZM237 44V43H236ZM264 44V43H263ZM262 44V45H263ZM24 45V44H23ZM26 45V44H25ZM44 45V46H45ZM64 46H65V44H63ZM121 45V46H122ZM129 45V44H128ZM187 45V44H186ZM208 45V44H207ZM206 45V46H207ZM213 45H215V44H213ZM212 45V46H213ZM224 45V44H223ZM248 45V44H247ZM258 45V44H257ZM30 46H32V45H30ZM29 46V47H30ZM34 46V45H33ZM48 46V45H47ZM46 46V47H47ZM55 46V45H54ZM57 46V45H56ZM56 46H55V49H56ZM86 46V45H85ZM108 46V48L109 49H112L113 48V46H114V44H111V45H107ZM136 46H138V45H136ZM149 46V45H148ZM173 46V45H172ZM192 46V45H191ZM199 46V45H198ZM204 46V45H203ZM225 46V45H224ZM223 46V47H224ZM249 46V45H248ZM254 46H256V45H254ZM264 46V45H263ZM20 47V46H19ZM23 47V46H22ZM51 47V46H50ZM63 47V46H62ZM106 47V46H105ZM119 47V46H118ZM117 47V48H118ZM166 47V46H165ZM167 47H168V45H167ZM166 47V48H167ZM170 47V46H169ZM178 47V46H177ZM189 47V46H188ZM203 48L201 45L199 46V48ZM222 47V46H221ZM228 47V46H227ZM251 47H252V44H251ZM21 48V47H20ZM19 48V49H20ZM26 48H27V46H26ZM32 48V47H31ZM30 48V49H31ZM36 48H38V47H36ZM52 48V47H51ZM50 48V49H51ZM123 48H125V47H123ZM147 48V47H146ZM175 48V47H174ZM200 48V49H201ZM206 48V47H205ZM244 48V47H243ZM253 48V47H252ZM261 48V47H260ZM18 49V50H19ZM29 49V50H30ZM33 49V48H32ZM39 49H41L40 48V46H39ZM38 49V50H39ZM126 49V48H125ZM125 49H123V50H120V52L118 53V54H112V53H110V54H108V63H113V61H116V62H122L123 60H126L127 58H129L130 56H132L133 54H135V55H139V56H141V54L143 53V51H144V46H142V45H140L137 49H130V50H126L125 51ZM154 49V48H153ZM157 49V48H156ZM163 49V48H162ZM196 49H197V47H196ZM211 49V48H210ZM226 49V48H225ZM28 50V49H27ZM26 50V51H27ZM52 50H53V48H52ZM105 50V49H104ZM103 50V51H104ZM171 50H173V49H171ZM247 50V49H246ZM263 50V49H262ZM47 51V50H46ZM114 51H115V49H114ZM160 51V50H159ZM175 51V50H174ZM203 51V50H202ZM213 51V50H212ZM217 51V50H216ZM226 51V50H225ZM248 51V50H247ZM249 51H250V48H249ZM259 51V50H258ZM264 51V50H263ZM38 53H39V51H37ZM36 52V53H37ZM41 52H44V50L43 51H41ZM50 52V51H49ZM49 52L47 53V55L49 56ZM61 52V51H60ZM70 52V51H69ZM75 52V51H74ZM83 52V51H82ZM152 52H153V50H152ZM156 52V51H155ZM177 52V51H176ZM197 52V51H196ZM199 52V51H198ZM197 52V53H198ZM223 52V51H222ZM228 52V51H227ZM251 52V51H250ZM255 52V51H254ZM70 53H73V52H70ZM86 53V52H85ZM146 53V52H145ZM172 53V52H171ZM171 53H170V55H171ZM221 53V52H220ZM229 53V52H228ZM257 53V52H256ZM255 53V54H256ZM51 54V53H50ZM78 54H79V52H78ZM148 54V53H147ZM155 53H153V55H154ZM160 54H161V52H160ZM163 54V53H162ZM180 54V53H179ZM193 54V53H192ZM201 54H203V53H201ZM225 54V53H224ZM254 54V53H253ZM25 55V54H24ZM23 55V56H24ZM71 55H73V54H71ZM75 55H76V52H75ZM82 55V57H83V53L81 54ZM134 55V56H135ZM164 55V54H163ZM162 55V56H163ZM225 55H227V54H225ZM231 55V54H230ZM233 55H234V53H233ZM244 55V54H243ZM45 56H46V54H45ZM54 57H55V55H53ZM59 56H60V53H59ZM200 56V55H199ZM38 57V56H37ZM71 57V56H70ZM81 57V58H82ZM152 57V56H151ZM171 57V56H170ZM213 57H214V55H213ZM250 57H252V55L250 56ZM253 57H255V56H253ZM28 58V57H27ZM42 58V56L40 57V58H38V59H41ZM46 58H47V56H46ZM46 58H45V60H46ZM141 58V57H140ZM148 58V57H147ZM156 58V57H155ZM221 58V57H220ZM233 58H234V56H233ZM35 59H37L36 57H35ZM54 59V58H53ZM73 59V58H72ZM132 59V58H131ZM171 59V58H170ZM216 59V58H215ZM219 59V58H218ZM217 59V60H218ZM32 60H34V58L32 59ZM61 60V59H60ZM69 58H65V57H63L62 58V60L61 61H67V62H69ZM79 60H81V59H79ZM139 60V59H138ZM177 60V59H176ZM183 60V59H182ZM221 60V59H220ZM231 60V59H230ZM29 61V60H28ZM36 61V60H35ZM48 61H50V63H48V64H51V60H48ZM47 61V62H48ZM76 61V60H75ZM127 61V60H126ZM136 61V60H135ZM216 61V60H215ZM245 61V60H244ZM39 62V61H38ZM42 62V61H41ZM79 62V61H78ZM137 62V61H136ZM139 62H140V60H139ZM149 62V61H148ZM161 62V61H160ZM175 62V61H174ZM55 63V62H54ZM58 63H60V61L58 62ZM74 63V62H73ZM77 63V62H76ZM115 63V62H114ZM113 63V64H114ZM123 63H127V62H123ZM123 63H121V64H123ZM190 63V62H189ZM197 63V62H196ZM202 63V62H201ZM208 63H211V62H208ZM71 64H72V61H71ZM85 64V63H84ZM117 64V63H116ZM135 64V63H134ZM138 64H140V63H138ZM1 65V64H0ZM32 65V64H31ZM56 65V64H55ZM62 67L64 66V64L61 62V64H60ZM67 65V64H66ZM73 65V64H72ZM81 65H82V63H81ZM123 65H125V64H123ZM133 65V64H132ZM61 66H57L56 65V67H55V69L56 70H54V72L55 71H64L65 69H62V70H60L61 68ZM90 66V65H89ZM141 66V65H140ZM151 66V65H150ZM176 66V65H175ZM211 66V65H210ZM212 66H214V65H212ZM39 67H40V65H39ZM38 67V68H39ZM67 67H69V66H67ZM75 67V66H74ZM92 67V66H91ZM104 67H106V66H104ZM138 67V66H137ZM142 67V66H141ZM171 67V66H170ZM235 67V66H234ZM30 68V67H29ZM70 68V67H69ZM93 68V67H92ZM127 68V67H126ZM211 68V67H210ZM71 69V68H70ZM76 69V68H75ZM83 69V68H82ZM91 69V68H90ZM104 69V68H103ZM129 69V68H128ZM138 69V68H137ZM151 69V68H150ZM191 69V68H190ZM205 69V68H204ZM49 70H50V68H49ZM67 70V69H66ZM69 70V69H68ZM87 70V69H86ZM148 70V69H147ZM249 70V69H248ZM248 70H247V72H248ZM52 71V70H51ZM73 71H75V70H73ZM78 71H80L79 69H78ZM95 71V68H94V70L92 71L93 73H95L94 72ZM143 71V70H142ZM54 72H53V74H54ZM72 72V71H71ZM76 72V71H75ZM88 72H89V70H88ZM87 72V73H88ZM132 72V71H131ZM153 72V71H152ZM174 72V71H173ZM67 73V72H66ZM81 73V72H80ZM79 73V74H80ZM99 73V72H98ZM97 73V74H98ZM142 73V72H141ZM164 73V72H163ZM184 73V72H183ZM202 73V72H201ZM259 73V72H258ZM16 74H17V72H16ZM51 74V73H50ZM57 74H58V72H57ZM63 74V73H62ZM139 74V73H138ZM151 74V73H150ZM154 74V73H153ZM152 74V75H153ZM162 74V73H161ZM177 74V73H176ZM190 74H192V73H190ZM203 74V73H202ZM12 75V74H11ZM19 75V74H18ZM55 75H56V73H55ZM89 75V74H88ZM93 75V74H92ZM137 75V74H136ZM151 75V76H152ZM157 75V74H156ZM189 75V74H188ZM258 75V74H257ZM20 76V75H19ZM51 76V75H50ZM57 76V75H56ZM82 76V75H81ZM90 76V75H89ZM97 76V75H96ZM252 76V75H251ZM259 76V75H258ZM6 77V76H5ZM8 77V76H7ZM52 77H53V75H52ZM58 77H60V76H58ZM65 77V76H64ZM88 77V76H87ZM109 77V76H108ZM148 77V76H147ZM175 77V76H174ZM245 77H247V76H245ZM254 77V76H253ZM10 78V77H9ZM15 78H16V76H15ZM14 78V79H15ZM18 78H20V77H18ZM17 78V79H18ZM50 78V77H49ZM79 78V77H78ZM86 78V77H85ZM109 78H111V77H109ZM16 79V80H17ZM50 79H52V78H50ZM63 79V78H62ZM90 79H91V77H90ZM97 79H98V76H97ZM107 79V78H106ZM140 79V78H139ZM229 79V78H228ZM242 79V78H241ZM246 79V78H245ZM9 80V79H8ZM7 80V78L5 79V78H3V75H2V73L0 72V158H2L3 157V155L5 154V153H8V152H10L11 154H12V156H13V158H14V160H18L19 162L18 163H20L21 161L20 160H23V159H27L26 158V156H24V154H23V149L21 150L20 148H19V145H18V143L19 144H21L22 142V139H23V136L24 135H34L35 133H36V131H39L40 133H45V132H51V130L53 129V127H57L58 128V126H60V124H61V121H62V116H61V113H59L58 112V109L60 108V103L59 102H57V104L54 106V107H52V109H51V111L49 112L48 111V113H46V115H44V116H42V117H40L39 119V122L37 123V127H34L32 124H30V123H28L25 119L27 118L26 117V115L23 113V111H22V108L24 107H22V106H20V103L17 101V98H16V96H17V91H16V83L12 80V81H8ZM104 80V79H103ZM131 80V79H130ZM151 80V79H150ZM181 80H183V79H181ZM180 80V81H181ZM18 81V80H17ZM49 81V80H48ZM87 81V80H86ZM102 81V80H101ZM44 82V81H43ZM75 82H76V80H75ZM77 82H79V80L77 81ZM76 82V83H77ZM134 82V81H133ZM264 82V81H263ZM39 83V82H38ZM42 83V82H41ZM46 83H47V81H46ZM72 83V82H71ZM71 83H68V85L70 84L72 87H73V85L71 84ZM75 83V84H76ZM83 83V82H82ZM91 83V82H90ZM94 83V82H93ZM131 83V82H130ZM129 83V84H130ZM183 83V82H182ZM96 84V83H95ZM140 84V83H139ZM155 84H157V83H155ZM168 84V83H167ZM203 84V83H202ZM212 84H214V83H212ZM20 85V84H19ZM40 85V84H39ZM50 85V84H49ZM67 85V86H68ZM69 85V86H70ZM90 85V84H89ZM107 85H108V83H107ZM113 85V84H112ZM116 85V84H115ZM124 85V84H123ZM146 85V84H145ZM160 85V84H159ZM182 85V84H181ZM210 85V84H209ZM70 86V87H71ZM79 86V85H78ZM94 86V85H93ZM92 86V84H91V87H93ZM98 86H100V85H98ZM127 86H129V85H127ZM135 87H136V84L134 85ZM133 86V87H134ZM156 86V85H155ZM186 86V85H185ZM20 87V86H19ZM18 87V88H19ZM81 87V86H80ZM95 87H97V86H95ZM104 87V86H103ZM110 87V86H109ZM123 87V86H122ZM133 87H132V89H133ZM135 87H134V89H135ZM148 87V86H147ZM160 87V86H159ZM221 87V86H220ZM220 87H218V88H220ZM67 88V87H66ZM69 88V87H68ZM74 88V87H73ZM99 87H97V89H98ZM106 88V87H105ZM104 88V89H105ZM125 88H128V87H126L125 86ZM131 88V87H130ZM129 88V89H130ZM137 88V87H136ZM262 88H264V87H262ZM79 89V88H78ZM87 89V88H86ZM112 89V88H111ZM122 89V88H121ZM123 89H124V87H123ZM214 89H216V88H214ZM225 89H227V88H225ZM231 89V88H230ZM70 90H72V92L73 91H76V90H74V89H70ZM102 90H103V88H102ZM106 90V89H105ZM104 90V91H105ZM114 90V89H113ZM131 90V89H130ZM219 90V89H218ZM223 90H224V88H223ZM262 90H264V89H262ZM82 91V90H81ZM83 91H84V89H83ZM91 91V90H90ZM89 91V92H90ZM92 91H93V89H92ZM132 91V90H131ZM159 91H160V89H159ZM171 91V90H170ZM172 91H174L173 89H172ZM178 91V90H177ZM194 91V90H193ZM221 91V90H220ZM226 91V90H225ZM250 91V90H249ZM79 92H80V90H79ZM115 92V91H114ZM19 93V92H18ZM75 93H77V92H75ZM86 93H88L87 91H86ZM103 93V92H102ZM116 93V92H115ZM114 93V94H115ZM131 93V92H130ZM149 93V92H148ZM175 93V92H174ZM184 93V92H183ZM187 93V92H186ZM186 93H184V94H186ZM197 92H195V94H196ZM227 93V92H226ZM250 93V92H249ZM20 94V93H19ZM84 94V93H83ZM120 94V93H119ZM124 94H126L125 92H124ZM163 94V93H162ZM162 94H161V96H162ZM172 94H173V92H172ZM181 94V93H180ZM194 94V95H195ZM228 94V93H227ZM96 96H97V92H96V94H95ZM118 95V94H117ZM127 95H128V93H127ZM136 95V94H135ZM149 95V94H148ZM173 95H175V94H173ZM235 95V94H234ZM82 96V95H81ZM91 96H92V94H91ZM121 96V95H120ZM119 96V97H120ZM126 95H124V97H125ZM138 96V95H137ZM161 96H159V97H161ZM169 96V95H168ZM180 96V95H179ZM222 96H224V95H222ZM229 96V95H228ZM245 96V95H244ZM253 96V95H252ZM252 96H250V97H252ZM24 97V96H23ZM85 97V96H84ZM111 97H113V95L111 96ZM117 96H115V98H116ZM127 97V96H126ZM178 97V96H177ZM247 97V96H246ZM26 98V97H25ZM101 98V97H100ZM104 98H105V96H104ZM104 98H102V99H104ZM114 98V97H113ZM138 98V97H137ZM162 98V97H161ZM164 98V97H163ZM176 98V97H175ZM192 98V97H191ZM213 98V97H212ZM230 98V97H229ZM261 98V97H260ZM16 99V100H15ZM77 99V98H76ZM101 99V100H102ZM105 99H107V98H105ZM109 99V98H108ZM116 99H118V98H116ZM131 99V98H130ZM159 99V98H158ZM25 100V99H24ZM27 100V99H26ZM25 100V101H26ZM89 100V99H88ZM92 100V99H91ZM112 100V99H111ZM121 100V99H120ZM149 100V99H148ZM175 100V99H174ZM180 100V99H179ZM209 100V99H208ZM213 100V99H212ZM215 100V99H214ZM225 100H227V99H225ZM230 100V99H229ZM246 100V99H245ZM249 100V99H248ZM248 100H246V101H248ZM23 101V100H22ZM28 101V100H27ZM72 101V100H71ZM84 101H86V100H84ZM96 101H98V100H96ZM104 101H106V100H104ZM110 101V100H109ZM114 101V100H113ZM113 101H111V102H113ZM119 101V100H118ZM117 101V102H118ZM123 101H124V99H123ZM137 101V100H136ZM146 101V100H145ZM161 101V100H160ZM165 101V100H164ZM167 101H168V99H167ZM166 101V102H167ZM186 101V100H185ZM232 101V100H231ZM240 101V100H239ZM251 101V100H250ZM24 102V101H23ZM80 102V101H79ZM82 102V101H81ZM90 101H88V103H89ZM91 102H93V101H91ZM108 102V101H107ZM110 102V103H111ZM121 102V101H120ZM125 102V101H124ZM152 102V101H151ZM168 102H170V103H174V101L173 100H171V98H170V100L168 101ZM228 102V101H227ZM236 102H238V101H236ZM255 102V101H254ZM25 104H26V102H24ZM29 103V102H28ZM28 103H27V105H28ZM99 103V102H98ZM103 103V102H102ZM104 103H106V102H104ZM131 103H133V102H131ZM139 102H137V104H138ZM153 103V102H152ZM156 103H160V102H156ZM156 103H154V104H156ZM162 103H163V100H162ZM169 103V104H170ZM177 103H178V101H177ZM244 103H245V101H244ZM259 103V102H258ZM79 104H81V103H79ZM82 104H83V102H82ZM82 104H81V106H82ZM93 104V103H92ZM107 104V103H106ZM112 104H114L115 105V102L114 103H112ZM117 104V103H116ZM118 104H119V102H118ZM136 104V103H135ZM180 104H181V102H180ZM226 104V103H225ZM233 104H235V103H233ZM238 104H239V102H238ZM241 104H243V103H241ZM250 104V103H249ZM248 104V105H249ZM24 105V104H23ZM89 105V104H88ZM100 105V104H99ZM113 105V106H114ZM124 105H125V103H124ZM139 105V104H138ZM152 105V104H151ZM157 105V104H156ZM166 105V104H165ZM173 105H175V104H173ZM222 105V104H221ZM254 104H252V106H253ZM29 106V105H28ZM85 106V105H84ZM92 106V105H91ZM97 106V105H96ZM107 106V105H106ZM119 106H121V105H119ZM145 106H147V105H145ZM163 106V108H165L164 107V105H162ZM171 106V105H170ZM179 106V104L177 105V107ZM229 106V105H228ZM21 107V108H20ZM33 107V106H32ZM93 107V106H92ZM91 107V108H92ZM122 107V106H121ZM125 107V106H124ZM141 107V106H140ZM142 107H144V106H142ZM159 107V106H158ZM180 107V106H179ZM179 107H178V109H179ZM238 107H241V106H238ZM28 108H30L31 109V106H29ZM66 108V107H65ZM64 108V109H65ZM68 108V107H67ZM78 108H80V106L78 107ZM88 109H89V107H87ZM90 108V109H91ZM98 108V107H97ZM103 108V106L101 107V109ZM110 108V107H109ZM126 108V107H125ZM129 108V107H128ZM131 108H132V105H131ZM137 108V107H136ZM152 108V107H151ZM170 108V107H169ZM175 108V107H174ZM187 108V107H186ZM229 108V107H228ZM249 108V107H248ZM255 108V107H254ZM254 108H252L251 110L253 111L254 110ZM29 109V110H30ZM73 109V108H72ZM89 109V110H90ZM106 109V108H105ZM121 109V108H120ZM123 109V111L125 112V109L124 108H122ZM135 109V108H134ZM154 109H155V107H154ZM157 109V108H156ZM159 109V108H158ZM161 109V108H160ZM166 109H167V107H166ZM26 110V109H25ZM79 110H81V109H79ZM92 110V109H91ZM98 110H100V109H98ZM119 110V109H118ZM127 110V109H126ZM131 110V109H130ZM140 109H138V111H139ZM227 110V109H226ZM250 110V109H249ZM66 111V110H65ZM93 111V110H92ZM91 111V112H92ZM102 111H103V109H102ZM101 111V112H102ZM122 111V110H121ZM135 111V110H134ZM136 111H137V109H136ZM151 111V110H150ZM149 111V112H150ZM165 111H167V110H165ZM176 111V110H175ZM174 111V112H175ZM221 111H223V110H221ZM29 112V111H28ZM30 112H32V111H30ZM34 112V111H33ZM67 112V111H66ZM84 112V108H83V111H82V113ZM86 112V111H85ZM105 112V111H104ZM110 112V111H109ZM129 112V111H128ZM131 112V111H130ZM129 112V113H130ZM144 112V111H143ZM147 112V111H146ZM145 112V113H146ZM153 112V111H152ZM220 112V111H219ZM234 112V111H233ZM258 112V111H257ZM260 112V111H259ZM70 113V112H69ZM81 113V112H80ZM127 113V112H126ZM138 113H140V112H137V114ZM145 113H144V115H145ZM177 113V112H176ZM30 114V113H29ZM33 115H34V113H32ZM71 114V113H70ZM73 114V113H72ZM71 114V115H72ZM141 114H142V112H141ZM147 114V113H146ZM156 114H157V112H156ZM159 114V113H158ZM164 114V113H163ZM167 114V113H166ZM165 114V115H166ZM240 114V113H239ZM252 114V113H251ZM250 114V115H251ZM262 114V113H261ZM28 115V114H27ZM95 115V114H94ZM98 115V114H97ZM143 115V116H144ZM154 115V114H153ZM241 115V114H240ZM30 116V115H29ZM32 116V115H31ZM67 116V115H66ZM74 116V118H75V116L76 115H73ZM78 116V115H77ZM82 116V115H81ZM89 116V115H88ZM137 116V115H136ZM156 116V115H155ZM159 116V115H158ZM161 116H163V115H161ZM252 116V115H251ZM98 117H100V116H98ZM105 117V116H104ZM117 117H118V114H117ZM127 117V116H126ZM132 117V116H131ZM240 117V116H239ZM258 117V116H257ZM91 118V117H90ZM92 118H93V116H92ZM139 118V117H138ZM150 118V117H149ZM153 118V117H152ZM202 118V117H201ZM235 118H237V117H235ZM242 118V117H241ZM247 118V117H246ZM263 118V117H262ZM96 119H97V117H96ZM99 119H101V118H99ZM104 119V118H103ZM153 119H155V118H153ZM162 119V118H161ZM255 119H257V118H255ZM259 119V118H258ZM257 119V120H258ZM38 120V119H37ZM77 120V119H76ZM91 120V119H90ZM78 121H80V120H78ZM89 121V120H88ZM153 121V120H152ZM157 121V120H156ZM248 121V120H247ZM31 122V121H30ZM81 122V121H80ZM151 122V121H150ZM149 122V123H150ZM250 122V121H249ZM31 123H33V122H31ZM35 123V122H34ZM78 123V122H77ZM104 123V122H103ZM253 123V122H252ZM251 123V124H252ZM255 123H256V120H255ZM93 124V123H92ZM228 124V123H227ZM254 124V123H253ZM257 124V123H256ZM55 125H57V126H55ZM62 125H63V123H62ZM65 125V124H64ZM69 125V124H68ZM238 125V124H237ZM111 126H112V124H111ZM115 126V125H114ZM248 126V125H247ZM75 127V126H74ZM80 127V126H79ZM85 127V126H84ZM87 127V126H86ZM100 127H101V125H100ZM99 127V128H100ZM106 127V126H105ZM243 127V126H242ZM252 127V126H251ZM256 127H257V125H256ZM256 127H255V129H256ZM107 128V127H106ZM245 128V127H244ZM250 128V127H249ZM259 128V127H258ZM84 129V128H83ZM108 129V128H107ZM106 129V130H107ZM118 129V128H117ZM157 129V128H156ZM218 129V128H217ZM55 130V129H54ZM63 130V129H62ZM78 130V129H77ZM85 130V129H84ZM112 130V129H111ZM129 130V129H128ZM128 130H127V132H128ZM155 130V129H154ZM178 130V129H177ZM201 130H202V128H201ZM72 131V130H71ZM79 131V130H78ZM77 131V132H78ZM80 131H81V129H80ZM87 131V130H86ZM94 131V130H93ZM96 131V130H95ZM187 131V130H186ZM185 131V132H186ZM243 131V130H242ZM241 131V132H242ZM58 131H56V133H57ZM82 132H84V131H82ZM115 131H113V133H114ZM116 132H118L117 130H116ZM126 132V131H125ZM132 132V131H131ZM172 132V131H171ZM183 132H184V130H183ZM39 133V134H40ZM74 133H75V131H74ZM86 133V132H85ZM119 133V132H118ZM129 133V132H128ZM167 133V132H166ZM198 133V132H197ZM248 133V132H247ZM257 133H259V132H257ZM262 133H264V132H262ZM76 134V133H75ZM90 134V133H89ZM144 134V133H143ZM142 134V135H143ZM172 134V133H171ZM186 134V133H185ZM36 135V134H35ZM72 135V134H71ZM77 135H78V133H77ZM83 134H81V136H82ZM140 135V134H139ZM170 134H164L163 136H162V138L164 137H166V136H169ZM176 135H178V134H176ZM175 135V136H176ZM182 135V134H181ZM188 135V134H187ZM200 135V134H199ZM254 135V134H253ZM261 135V134H260ZM30 136H29V138H30ZM37 136V135H36ZM41 136V135H40ZM47 136V135H46ZM74 136V135H73ZM76 136V135H75ZM79 136V135H78ZM87 136V135H86ZM128 136V135H127ZM126 136V137H127ZM137 136V135H136ZM147 136V135H146ZM189 136V135H188ZM227 136V135H226ZM238 136V135H237ZM263 136V135H262ZM54 137V136H53ZM69 137H71L70 135H69ZM77 137V136H76ZM90 137V136H89ZM96 137V136H95ZM95 137H94V139H95ZM104 137H106V135L104 136ZM109 137V136H108ZM133 137V136H132ZM145 137V136H144ZM144 137H142L143 139H144ZM179 137V136H178ZM223 137V136H222ZM229 137V136H228ZM12 138H13V140H12ZM28 138V137H27ZM56 138V137H55ZM85 137H83V139H84ZM112 138H114V137H112ZM172 138V137H171ZM224 138V137H223ZM39 139V138H38ZM47 139H49V138H47ZM57 139V138H56ZM105 139V138H104ZM124 139V138H123ZM134 139V138H133ZM157 139V138H156ZM156 139H154V140H156ZM176 139V138H175ZM228 139V138H227ZM29 140H31V138L29 139ZM32 140L34 141V139L32 138ZM58 140V139H57ZM56 140V141H57ZM66 140H67V138H66ZM73 140V139H72ZM72 140H70V141H72ZM82 140V139H81ZM80 140V141H81ZM85 140V139H84ZM83 140V141H84ZM87 140H88V138H87ZM101 140H103V139H101ZM130 140V139H129ZM134 140H136V139H134ZM150 140V139H149ZM188 140H190V139H188ZM219 140V139H218ZM231 140H233V139H231ZM245 140V139H244ZM75 141V140H74ZM86 141V140H85ZM90 141H93V140H91L90 139ZM108 141V140H107ZM121 141H122V139H121ZM175 141V140H174ZM173 141V142H174ZM224 141V140H223ZM222 141V142H223ZM247 141V140H246ZM21 142V143H20ZM32 142V141H31ZM59 142H61L60 140H59ZM68 142H69V139H68ZM76 142V141H75ZM75 142H74V144H75ZM78 142V141H77ZM77 142H76V145H78L77 144ZM82 142V141H81ZM104 142V141H103ZM152 142V141H151ZM233 142V141H232ZM67 143V142H66ZM158 143V142H157ZM180 143V142H179ZM220 143V142H219ZM39 144V143H38ZM59 144H61V143H59ZM84 144H85V142H84ZM93 144V143H92ZM111 144V143H110ZM177 144H178V142H177ZM234 144V143H233ZM236 144V143H235ZM244 144H246V143H244ZM247 144H249V143H247ZM246 144V145H247ZM262 144V143H261ZM32 145H33V142H32ZM37 145V144H36ZM47 145V144H46ZM87 145V144H86ZM108 145V144H107ZM166 145V144H165ZM188 145H189V143H188ZM225 145H226V143H225ZM225 145H223V146H225ZM263 145V144H262ZM22 146H23V143H22ZM25 146V145H24ZM35 146V145H34ZM61 146V145H60ZM92 146H94V145H92ZM99 146V145H98ZM103 146V145H102ZM117 146V145H116ZM126 146H128V145H126ZM227 146H229V145H227ZM231 146V145H230ZM229 146V147H230ZM235 146V145H234ZM233 146V147H234ZM241 146H242V144H241ZM259 146V145H258ZM27 147V146H26ZM55 147V146H54ZM69 147V146H68ZM79 147V146H78ZM99 147H101V145L99 146ZM98 147V148H99ZM104 147V146H103ZM106 147V146H105ZM108 147H110V146H108ZM135 148H137V149H140L139 147H136V146H134ZM215 147V146H214ZM222 147V146H221ZM248 146H246V148H247ZM39 148V147H38ZM86 149H87V147H85ZM91 148V146L89 147V149ZM115 148V147H114ZM117 148V147H116ZM121 148V147H120ZM234 148H236V147H234ZM25 149V148H24ZM34 149V151L36 152V150H35V148H33ZM44 149V148H43ZM52 149H54L53 147H52ZM69 149V148H68ZM88 149V150H89ZM102 149V148H101ZM106 149V148H105ZM119 149V148H118ZM122 149V148H121ZM120 149V150H121ZM145 149L147 150H149V153L150 154H152V162H153V164H155V166H157L158 168H161V169H163L166 173H167V176H169V177H171L172 179H176V178H178V177H182L183 176V173H181V172H179V173H177L176 172V169H175V166H176V159H174L173 157H172V155H171V152H169V148L168 147H164V146H161V145H145ZM216 149H217V147H216ZM223 149V148H222ZM228 149V148H227ZM243 148H241V150H242ZM252 149V148H251ZM40 150V149H39ZM113 150V149H112ZM230 150V149H229ZM228 150V151H229ZM238 150V149H237ZM236 150V151H237ZM29 151H32V148L30 147L29 148ZM34 151H33V153H34ZM55 150H53V152H54ZM91 151H93V150H91L90 149V152ZM105 151V150H104ZM221 152H222V150H220ZM227 151V152H228ZM245 151V150H244ZM251 151V150H250ZM78 152V151H77ZM86 152V151H85ZM121 153H122V151H120ZM119 152V153H120ZM175 152V151H174ZM232 152V151H231ZM234 152V151H233ZM242 152V151H241ZM240 151H239V153H241ZM246 152V151H245ZM248 152H249V150H248ZM247 152V153H248ZM80 153V152H79ZM120 153V154H121ZM203 153V152H202ZM220 153V152H219ZM236 153V152H235ZM239 153H238V155L237 156H239ZM35 154H37V153H35ZM46 154V153H45ZM56 154V153H55ZM101 154V153H100ZM178 154H180V153H178ZM184 154V153H183ZM232 154V153H231ZM109 155V154H108ZM185 155V154H184ZM221 154H219V156H220ZM243 155V154H242ZM241 155V156H242ZM253 155H255V154H253ZM29 156V155H28ZM38 157H39V155H37ZM41 156V155H40ZM44 156H46V155H44ZM53 156V155H52ZM113 156V155H112ZM111 156V157H112ZM119 157H120V155H118ZM122 156V155H121ZM174 156V155H173ZM209 156V155H208ZM224 156V155H223ZM222 156V157H223ZM9 157V156H8ZM31 157V156H30ZM68 157V156H67ZM67 157L65 158V160H67ZM116 157V156H115ZM225 157V156H224ZM247 157H248V155H247ZM7 158V157H6ZM12 158V159H13ZM99 158H100V156H99ZM128 158V157H127ZM251 158V157H250ZM11 159V158H10ZM30 159H32V158H30ZM34 159H36V158H34ZM79 159V158H78ZM104 159H105V157H104ZM103 159V160H104ZM116 159V158H115ZM180 159V158H179ZM204 159V158H203ZM236 159V158H235ZM241 159V158H240ZM245 160H246V158H244ZM5 160V159H4ZM28 160L29 159H27V163H28ZM38 160V159H37ZM39 160H40V158H39ZM43 160V162L44 161H46V160H44V159H42ZM128 160V159H127ZM178 160V159H177ZM186 160V159H185ZM184 160V161H185ZM193 160V159H192ZM220 160L222 161V159L220 158ZM230 160H232V159H230ZM256 160V159H255ZM260 160V159H259ZM33 161V164H34V162L36 161H34V160H32ZM95 161V160H94ZM241 161V160H240ZM253 161V160H252ZM257 161V160H256ZM37 162V161H36ZM64 162V161H63ZM108 162V161H107ZM127 162V161H126ZM186 162V161H185ZM248 162V161H247ZM73 163V162H72ZM97 163V162H96ZM109 163V162H108ZM112 163V162H111ZM130 163V162H129ZM181 163V162H180ZM183 164H184V162H182ZM181 163V164H182ZM193 163V162H192ZM2 164V163H1ZM23 164V163H22ZM32 164V165H33ZM45 164L47 165V162H45ZM70 165H71V163H69ZM80 164H82V163H80ZM91 164V163H90ZM101 164V163H100ZM114 164V163H113ZM123 164V163H122ZM121 164V165H122ZM227 164V163H226ZM239 164V163H238ZM247 164V163H246ZM20 165H21V163H20ZM20 165H18V166H20ZM28 165H30V164H28ZM52 165L54 166V167H56V168H60V167H62L63 165H62V162H60V159L58 158H56V159H54V161H53V163H52ZM74 165V164H73ZM125 165V164H124ZM127 165V164H126ZM179 165V164H178ZM177 165V166H178ZM257 165V164H256ZM4 166V165H3ZM27 166V165H26ZM40 166V165H39ZM69 166V165H68ZM75 166V165H74ZM92 166V165H91ZM103 166H105L104 164H103ZM116 166V165H115ZM120 166V165H119ZM131 166V165H130ZM227 166H228V164H227ZM1 167V166H0ZM6 167V166H5ZM24 167H25V165H24ZM23 167V168H24ZM34 167H36V166H34ZM72 167V166H71ZM96 167H98V166H96ZM106 167V166H105ZM124 167V166H123ZM133 167V166H132ZM234 167V166H233ZM9 168V167H8ZM20 168V167H19ZM73 168H75V167H73ZM101 168H102V166H101ZM229 168V167H228ZM227 168V169H228ZM10 169V168H9ZM16 169H18V168H16ZM31 169V168H30ZM42 169V168H41ZM41 169H40V171H41ZM62 169H64V168H62ZM89 169H91V168H89ZM98 169V168H97ZM109 169H111L110 167H109ZM115 169V168H114ZM119 169V168H118ZM127 169V168H126ZM129 169H132L133 170V168H129ZM232 169V168H231ZM22 170V169H21ZM33 170V169H32ZM37 170V169H36ZM67 170H69L68 168H67ZM102 170V169H101ZM105 170H106V168H105ZM123 170V169H122ZM125 170V169H124ZM224 169L221 167V164L219 163V162H215V161H212V162H209V163H205V162H201V163H197V166L196 167H193L192 169H190L189 170V176H190V179H189V185L185 188V189H183V195H184V200H185V202L182 204V207H181V209H180V213H179V217H180V219H181V221H180V223L178 224V222L177 221H175L174 219L171 221V226L172 227H180V233L182 234V236L183 237H187V236H190V237H192V238H196V237H199V236H202V235H206V234H209V235H211V239H210V242H209V245H208V249H209V251L208 252H210V255H213L214 257L216 256H230V255H234V254H241V253H243L248 247H250V246H252V245H257L258 243H260V245L261 244H263L264 243V239L262 238V236H263V233H264V194H258L257 193V191L256 190H254V189H252L249 185H248V183L246 182V180H245V182H244V184H242V185H236L231 179H226L227 178V176L225 175V172H226V170H224ZM262 170V169H261ZM1 171V170H0ZM23 171V170H22ZM27 171V170H26ZM25 171V172H26ZM39 171V170H38ZM37 171V172H38ZM44 171V170H43ZM46 171H48V170H46ZM61 171H63V170H61ZM70 171V170H69ZM77 171V170H76ZM79 171V170H78ZM91 171H92V169H91ZM111 171V170H110ZM125 171H127V170H125ZM134 171V170H133ZM35 172V171H34ZM58 172H59V170H58ZM58 172H57V174H58ZM67 172V171H66ZM74 172H75V170H74ZM73 172V173H74ZM98 172V171H97ZM106 172V171H105ZM232 172V171H231ZM257 172H259V171H257ZM13 173V172H12ZM12 173H11V175H12ZM17 173H18V171H17ZM20 173V172H19ZM33 173V172H32ZM31 173V170H30V174H32ZM39 173V172H38ZM61 173V172H60ZM234 173V172H233ZM261 173V172H260ZM14 174H16L15 172H14ZM29 174V175H30ZM36 174V173H35ZM42 174V173H41ZM80 174V173H79ZM107 174V173H106ZM128 174V173H127ZM26 175V174H25ZM33 175V174H32ZM38 175V174H37ZM64 175V174H63ZM98 175V174H97ZM104 175V174H103ZM126 175V174H125ZM130 175V174H129ZM262 175V174H261ZM15 176V175H14ZM44 176V175H43ZM75 176V175H74ZM88 176V175H87ZM93 176H95V175H93ZM99 176V175H98ZM107 176V175H106ZM110 176V175H109ZM116 176V175H115ZM130 176H134L133 174L132 175H130ZM136 176V175H135ZM234 176V175H233ZM256 176V175H255ZM16 177V176H15ZM32 177V176H31ZM57 177V176H56ZM55 177V178H56ZM105 176H103V178H104ZM120 177V176H119ZM126 177V176H125ZM137 177V176H136ZM135 177V178H136ZM250 177H252V176H250ZM1 178H11L10 177V175H9V177L7 176V174L6 173H1L0 172V180H1ZM35 178V177H34ZM75 178H77V177H75ZM262 178V177H261ZM5 179V180H6ZM22 179V178H21ZM46 179V178H45ZM80 179V178H79ZM86 179V178H85ZM84 179V180H85ZM126 179V178H125ZM134 179V178H133ZM137 179V178H136ZM225 179V180H224ZM3 180V179H2ZM4 180V181H5ZM30 180V179H29ZM32 180V179H31ZM39 180V179H38ZM43 180V179H42ZM61 180V179H60ZM81 180V179H80ZM87 180V179H86ZM11 181H12V179H11ZM21 181V180H20ZM25 182H26V180H24ZM40 181V180H39ZM78 181V180H77ZM88 181H89V179H88ZM94 181H96V180H94ZM120 181L122 182V180L120 179ZM141 181H142V179H141ZM19 182V181H18ZM24 182V183H25ZM27 182H29V181H27ZM32 182V181H31ZM49 182V181H48ZM48 182H46V183H48ZM58 182V181H57ZM81 182H82V180H81ZM85 182V181H84ZM118 182V181H117ZM145 182V181H144ZM143 182V183H144ZM15 183V182H14ZM17 183V182H16ZM36 183V182H35ZM37 183H38V181H37ZM113 183V182H112ZM124 183V182H123ZM147 183V182H146ZM26 184V183H25ZM28 184V183H27ZM44 184H45V182H44ZM83 184V183H82ZM88 184V183H87ZM95 184V183H94ZM100 184V183H99ZM109 184V183H108ZM114 184V183H113ZM126 184H128V183H126ZM19 185V184H18ZM30 186H32L31 185V183L29 184ZM36 185H38V184H36ZM51 185V184H50ZM110 185V184H109ZM117 185H119V184H117ZM122 186H124L123 184H121ZM140 185V184H139ZM46 186V185H45ZM52 186V185H51ZM78 186V185H77ZM90 186V185H89ZM107 186V185H106ZM110 186H112V185H110ZM113 186H116V185H113ZM128 186V185H127ZM126 186V187H127ZM132 186V185H131ZM137 186H138V180H137ZM137 186H136V188H137ZM34 187V186H33ZM41 187V186H40ZM48 187V186H47ZM47 187H44V189H46ZM53 187V186H52ZM69 187H70V185H69ZM133 187V186H132ZM15 189H16V187H14ZM19 188V187H18ZM21 188H23V187H21ZM26 188H29V187H26ZM56 188V187H55ZM110 188V187H109ZM117 188H119V187H117ZM134 188H135V186H134ZM134 188H132V189H134ZM143 188H145L144 187V185H143ZM2 189V188H1ZM37 189V188H36ZM35 189V190H36ZM58 189V188H57ZM124 189V188H123ZM123 189H121V190H123ZM131 189V190H132ZM141 189V188H140ZM14 190V189H13ZM38 190H40V189H38ZM43 190V189H42ZM47 190V189H46ZM46 190H44V191H46ZM48 190H50V192L52 191L51 190V187H50V189H48ZM47 190V191H48ZM74 190V189H73ZM79 190V189H78ZM108 191L109 190H111V189H107ZM106 190V191H107ZM119 190V189H118ZM118 190H116V191H118ZM144 190V189H143ZM11 191H12V189H11ZM15 191V190H14ZM14 191H13V193H14ZM88 191V190H87ZM93 191V190H92ZM105 191V190H104ZM128 191V190H127ZM114 192V191H113ZM119 192V191H118ZM117 192V193H118ZM121 192V191H120ZM130 192V191H129ZM133 192V191H132ZM12 193V194H13ZM18 193V192H17ZM17 193H16V195H17ZM63 193V192H62ZM117 193H116V195H117ZM138 193V192H137ZM139 193H140V191H139ZM29 194H30V192H29ZM32 194V193H31ZM40 194V193H39ZM45 194H47V192L45 193ZM48 194H50L51 195V193H49L48 192ZM64 194V193H63ZM87 194V193H86ZM124 194H127V193H124ZM3 195V194H2ZM21 195V194H20ZM44 195V194H43ZM133 195V194H132ZM131 195V196H132ZM140 195V194H139ZM143 195V194H142ZM145 195H148V193L147 194H145ZM144 195V196H145ZM10 196V195H9ZM22 196H23V194H22ZM58 196V195H57ZM59 196H60V194H59ZM119 196V195H118ZM129 196V195H128ZM18 197V196H17ZM45 197H47V196H45ZM49 197V196H48ZM51 197V196H50ZM54 197H55V195H54ZM65 197V196H64ZM106 197H108V196H106ZM123 197V196H122ZM143 197V196H142ZM141 197V198H142ZM148 197H149V195H148ZM234 197H236V199H239V204H233V203H231V201H232V199L234 198ZM8 198V197H7ZM14 198V197H13ZM69 198V197H68ZM119 198H121V197H119ZM124 198H126V195H125V197ZM137 198V197H136ZM139 198V197H138ZM146 198V197H145ZM144 198V199H145ZM149 198H151V197H149ZM148 198V199H149ZM44 199V198H43ZM50 199V198H49ZM59 199H60V197H59ZM65 199V198H64ZM70 199V198H69ZM86 199V198H85ZM97 199V198H96ZM131 199V198H130ZM132 199H134V198H132ZM19 200H20V198H19ZM17 200V201H15V202H11L12 204L9 206V208H6L3 212H0V229L2 228V227H5L7 224H12V223H14V225L15 226H17V224H18V221L21 219V220H23V221H25V220H30V219H32V218H39V216H36L39 212L37 211V207H36V202H37V199H36V197H31V198H29V199H24V200ZM45 200V199H44ZM54 200H56V199H54ZM71 200V199H70ZM92 200V199H91ZM97 200H99V199H97ZM104 200V199H103ZM123 200V199H122ZM128 200V199H127ZM139 200V199H138ZM147 200V199H146ZM19 201V202H18ZM65 201H66V199H65ZM134 201V200H133ZM149 201H150V199H149ZM148 201V202H149ZM10 202V201H9ZM70 202V201H69ZM126 202V201H125ZM146 202V201H145ZM1 203V202H0ZM40 203V202H39ZM59 203V202H58ZM80 203V202H79ZM110 203V202H109ZM127 203H128V201H127ZM46 204V203H45ZM48 204V203H47ZM60 204H61V202H60ZM71 204V203H70ZM77 204V203H76ZM119 204V203H118ZM143 204V203H142ZM145 204V203H144ZM143 204V205H144ZM156 204V203H155ZM158 204V203H157ZM58 205V204H57ZM56 205V206H57ZM93 205V204H92ZM105 205H107V204H105ZM110 205H112V204H110ZM120 205V204H119ZM126 205V204H125ZM135 205H138L137 203L135 204ZM39 206V205H38ZM70 206V205H69ZM113 206H114V203H113ZM116 206H117V204H116ZM129 206H130V204H129ZM131 206H132V204H131ZM131 206L129 207V208H131ZM140 206V205H139ZM151 206H154V207H156L155 205H151ZM166 206V205H165ZM170 206V205H169ZM41 207V206H40ZM44 207H45V205H44ZM51 207V206H50ZM53 207V206H52ZM54 207H55V204H54ZM98 207H99V205H98ZM119 207V206H118ZM117 207V208H118ZM126 207V206H125ZM124 207V208H125ZM141 207H142V205H141ZM140 207V208H141ZM158 207V206H157ZM173 207V206H172ZM110 208V207H109ZM122 208V207H121ZM129 208H127V209H129ZM133 208V207H132ZM138 208V207H137ZM136 208V209H137ZM145 208V207H144ZM143 208V210H146V209H144ZM153 208V207H152ZM168 208V207H167ZM42 209V208H41ZM49 209V208H48ZM57 209V208H56ZM75 209V208H74ZM104 209H106V207L104 208ZM119 209V208H118ZM155 209V208H154ZM96 210V209H95ZM122 210H124L123 208H122ZM141 210H142V208H141ZM159 210V209H158ZM161 210V209H160ZM45 211V210H44ZM76 211V210H75ZM116 211V210H115ZM126 211H128V210H126ZM132 211V210H131ZM136 211H140V210H136ZM146 211H148V210H146ZM77 212V211H76ZM110 212V211H109ZM117 212V211H116ZM116 212H114V215L116 214ZM130 212V211H129ZM133 212L134 211H132L131 213L133 214ZM161 212V211H160ZM52 213H54V212H52ZM62 213V212H61ZM88 213V212H87ZM131 213H130V215H131ZM140 213V212H139ZM143 213V212H142ZM150 212H148V214H149ZM157 214V212H154V214ZM47 214V213H46ZM45 214V215H46ZM55 214V213H54ZM78 214V213H77ZM121 213H119V215H120ZM147 213L145 214V215H148ZM168 214V213H167ZM62 215V214H61ZM79 215V214H78ZM97 215V214H96ZM135 216H136V214H134ZM134 215H132L133 216V218H136V217H134ZM142 215V214H141ZM161 214H159V216H160ZM169 215V214H168ZM50 216V215H49ZM49 216H47V217H49ZM60 216V215H59ZM107 216V215H106ZM125 216H127V215H125ZM125 216H124V218H125ZM140 216V215H139ZM149 216H151L150 214H149ZM155 217H156V215H154ZM165 216H166V214H165ZM164 215H163V217H161L162 219L165 217ZM62 217V216H61ZM73 217V216H72ZM74 217H75V215H74ZM116 217H117V215H116ZM121 217V216H120ZM129 217V218H128ZM128 219H132L129 215H128ZM146 217V216H145ZM50 218V217H49ZM108 218V217H107ZM115 218V217H114ZM114 218H113V220H114ZM137 218H138V215H137ZM144 218V217H143ZM143 218H142V220L141 221H143ZM150 218V217H149ZM159 218V217H158ZM44 219V218H43ZM54 219V218H53ZM98 219V218H97ZM147 219H148V216H147ZM146 219V220H147ZM51 220V219H50ZM57 220V219H56ZM60 220V219H59ZM138 220V219H137ZM150 220V219H149ZM155 220V219H154ZM160 220V219H159ZM52 221V220H51ZM55 221V220H54ZM64 221V220H63ZM69 221V220H68ZM89 221V220H88ZM119 222L121 221V220H118ZM124 221V220H123ZM125 221H126V219H125ZM163 221V220H162ZM169 221V220H168ZM105 222V221H104ZM107 222V221H106ZM112 222V221H111ZM135 222H136V220H135ZM135 222L134 223H132V224H135ZM166 221H164V223H165ZM60 224H62L61 222H59ZM64 223V222H63ZM90 223V222H89ZM116 223V222H115ZM121 223V222H120ZM124 223V222H123ZM125 223H127V222H125ZM129 223H131L130 221H129ZM138 223H139V225H140V221L138 220ZM65 224V223H64ZM106 224V223H105ZM113 224V223H112ZM142 224V223H141ZM145 224V223H144ZM167 223H165V225H166ZM169 224V223H168ZM110 226H111V224H109ZM118 225V224H117ZM123 225V224H122ZM121 225V226H122ZM125 225V224H124ZM126 225H128V223L126 224ZM137 225V224H136ZM135 225V226H136ZM143 225V224H142ZM141 225V226H142ZM147 225V224H146ZM146 225H143V226H146ZM150 225V224H149ZM164 225V226H165ZM8 226V225H7ZM21 226V225H20ZM20 226H18V227H20ZM57 226H59V225H57ZM109 226V227H110ZM167 226V225H166ZM171 226H169L170 228H171ZM18 227H15V228H18ZM55 227H56V225H55ZM63 227V226H62ZM118 227V226H117ZM124 227V226H123ZM122 227V228H123ZM151 227H152V225H151ZM11 228V227H10ZM66 228V227H65ZM94 228V227H93ZM111 228V227H110ZM110 228H109V230H110ZM113 228V227H112ZM111 228V229H112ZM127 228V227H126ZM129 228V227H128ZM134 228V227H133ZM132 228V229H133ZM143 227H141V228H139L140 230L142 229ZM159 228H161V227H159ZM165 228V227H164ZM14 229V228H13ZM135 229V228H134ZM144 229V228H143ZM146 229V228H145ZM144 229V230H145ZM153 229V228H152ZM151 229V230H152ZM166 229V228H165ZM42 230V229H41ZM40 230V231H41ZM91 230V229H90ZM107 230V229H106ZM123 230V229H122ZM129 230H130V228H129ZM156 230V229H155ZM37 231H39V230H37ZM125 231V230H124ZM132 231V230H131ZM139 231V230H138ZM138 231H136V232H138ZM142 231V230H141ZM10 232H11V230H10ZM28 232V231H27ZM48 232V231H47ZM52 232V231H51ZM113 232H115V231H113ZM113 232H111V233H113ZM127 232V231H126ZM133 232V231H132ZM34 233V232H33ZM44 233V232H43ZM108 233V232H107ZM115 233H117V231L115 232ZM122 233V232H121ZM141 233V232H140ZM145 233V232H144ZM147 233V232H146ZM165 233V232H164ZM172 233V232H171ZM176 233V232H175ZM49 234V233H48ZM47 234V235H48ZM70 234V233H69ZM110 234V233H109ZM132 234V233H131ZM139 234V233H138ZM149 234V233H148ZM156 234V233H155ZM163 234V233H162ZM6 236L8 235V233L7 234H5ZM16 235H17V233H16ZM42 236L41 237H43V234H41ZM65 235V234H64ZM108 235V234H107ZM114 235V234H113ZM117 235V234H116ZM134 235V234H133ZM132 235V236H133ZM151 235V234H150ZM15 236V235H14ZM31 236V235H30ZM39 236V235H38ZM72 236V235H71ZM131 236V235H130ZM149 236V235H148ZM152 236V235H151ZM155 236V235H154ZM158 236V235H157ZM163 236H166V235H163ZM9 237V236H8ZM19 238H20V236H18ZM40 237V238H41ZM63 237V236H62ZM69 237H70V235H69ZM108 237V236H107ZM127 237V236H126ZM138 237V236H137ZM167 237V236H166ZM169 237V236H168ZM1 238V237H0ZM17 238V237H16ZM18 238V239H19ZM44 238V237H43ZM66 238V237H65ZM117 238H119V237H117ZM124 238H125V235H124ZM4 239H5V237H4ZM32 239V238H31ZM121 239V238H120ZM178 239V238H177ZM29 239H27V241H28ZM36 240V239H35ZM42 240V239H41ZM48 240V239H47ZM51 240H52V238H51ZM65 240V239H64ZM134 240V239H133ZM135 240L137 241V239L135 238ZM19 241V240H18ZM30 241V240H29ZM62 241V240H61ZM67 241V240H66ZM88 241V240H87ZM108 241V240H107ZM112 241V240H111ZM177 241V240H176ZM26 242V241H25ZM25 242H24V244H25ZM32 242V241H31ZM38 242V241H37ZM47 242V241H46ZM54 242H57V240H55ZM74 242V241H73ZM89 242V241H88ZM123 242V241H122ZM6 243V242H5ZM22 243V242H21ZM42 243V242H41ZM49 243V242H48ZM48 243H47V245H48ZM61 243V242H60ZM69 243V242H68ZM129 243V242H128ZM131 243V242H130ZM129 243V244H130ZM150 243V242H149ZM179 242H177V244H178ZM15 244V243H14ZM18 244V243H17ZM24 244H23V246H24ZM27 244V243H26ZM38 244V243H37ZM40 244V243H39ZM53 244H55V243H52V246H53ZM65 244V243H64ZM151 244V243H150ZM32 245V244H31ZM34 245V244H33ZM41 245V244H40ZM58 245V244H57ZM182 245H183V243H182ZM185 245V244H184ZM183 245V246H184ZM20 246V245H19ZM19 246H17V247H19ZM29 246V245H28ZM71 246V245H70ZM128 246V245H127ZM10 247V246H9ZM50 247V246H49ZM48 247V248H49ZM57 247V246H56ZM65 247V246H64ZM72 247H74V246H72ZM130 247V246H129ZM150 247H152V246H150ZM22 248V247H21ZM20 248V249H21ZM26 249H27V247H25ZM32 248H34V247H32ZM36 248V247H35ZM39 248H43V246L42 247H39ZM47 248V249H48ZM58 248V247H57ZM56 248V249H57ZM66 248V247H65ZM70 248V247H69ZM68 248V249H69ZM131 248V247H130ZM134 248V247H133ZM173 248V247H172ZM182 248V247H181ZM19 249V250H20ZM44 249V248H43ZM50 249H52L51 247H50ZM49 249V250H50ZM67 249V250H68ZM73 249V248H72ZM132 249V248H131ZM160 249V248H159ZM17 250V249H16ZM64 250H66V249H64ZM75 250V247H74V249H73V251ZM185 250V249H184ZM187 250V249H186ZM256 250V249H255ZM258 250V249H257ZM47 251V250H46ZM252 251V250H251ZM14 252H15V248L14 247H11V249L10 250H7V248H6V245L4 246L3 245V243L2 242H0V264H19V263H15V255L17 254L18 255V253L17 252H15V255L13 256V254H14ZM26 252V251H25ZM53 252V251H52ZM66 252V251H65ZM67 252H69V251H67ZM75 252V251H74ZM91 252V251H90ZM165 253V252H164ZM185 253V252H184ZM261 253H262V251H261ZM260 253V255H262ZM85 254V253H84ZM91 254V253H90ZM130 254V253H129ZM175 254V253H174ZM194 254V253H193ZM25 255V254H24ZM60 255V254H59ZM62 255V254H61ZM60 255V256H61ZM65 255H67L66 253H65ZM87 255V254H86ZM142 256H143V254H141ZM191 255H192V253H191ZM59 256V257H60ZM70 256V255H69ZM71 256H72V254H71ZM138 256V255H137ZM160 256V255H159ZM258 256H259V254H258ZM257 256V257H258ZM262 256H264V255H262ZM151 257V256H150ZM238 257V256H237ZM237 257H233L234 259L235 258H237ZM259 257H261V256H259ZM258 257V258H259ZM61 258V257H60ZM66 258V257H65ZM67 258H69V257H67ZM73 258H74V255H73ZM86 258V257H85ZM84 258V259H85ZM134 258V257H133ZM190 258V257H189ZM192 258V257H191ZM231 258V257H230ZM244 258V257H243ZM250 258V257H249ZM88 258H86V260H87ZM151 259V258H150ZM219 259V258H218ZM232 259V258H231ZM238 259V258H237ZM17 260V259H16ZM22 262L20 263V264H51L52 262H53V254H46L45 252H37L35 249L33 250V251H31V252H29L26 256H24L23 258H22ZM69 260V259H68ZM186 260H187V258H186ZM185 259H184V261H186ZM197 260V259H196ZM239 260V259H238ZM243 260V259H242ZM264 259L262 258V260H260V261H263ZM20 261V260H19ZM99 261V260H98ZM199 260H197V262H198ZM201 261V260H200ZM205 261V260H204ZM214 261H216V260H214ZM229 261V260H228ZM241 261V260H240ZM248 261V260H247ZM259 261V260H258ZM69 262V261H68ZM67 262V263H68ZM88 262V261H87ZM178 262V261H177ZM219 262V261H218ZM232 262V261H231ZM60 263V262H59ZM83 263V262H82ZM161 263V262H160ZM186 263V262H185ZM189 263V262H188ZM188 263H186V264H188ZM192 263H193V261H192ZM195 263V262H194ZM236 264H238L237 262H235ZM241 263V262H240ZM243 263V262H242ZM257 264H258V262H256ZM259 263H261V262H259ZM69 264V263H68ZM97 264H98V262H97ZM162 264H164V263H162ZM195 264H197V263H195ZM207 264V263H206ZM208 264H211V263H209L208 262ZM223 264H225V263H223ZM234 264V263H233ZM264 264V263H263Z\"/></svg>","mask_w":264,"mask_h":264}]
</instances>
